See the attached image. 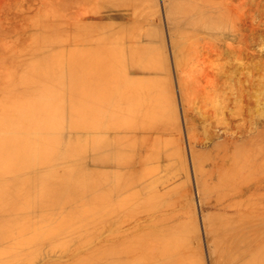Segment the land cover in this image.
I'll list each match as a JSON object with an SVG mask.
<instances>
[{"label": "rangeland", "instance_id": "obj_1", "mask_svg": "<svg viewBox=\"0 0 264 264\" xmlns=\"http://www.w3.org/2000/svg\"><path fill=\"white\" fill-rule=\"evenodd\" d=\"M128 1L129 2H127L126 0H111V1L107 0V2L106 0L105 1L104 0H0V264H88V263L89 264H124V262L120 260L121 258L118 257L121 254V252H124V251H127V252L130 251L129 252L131 254L130 256H133L134 258L133 261H130V263L125 262V264H146V262L148 264L150 263L149 262L150 259H148V257H151L150 256L151 250L153 246L157 244V242L161 244L160 247L165 246V244H167V246L169 247L172 246L170 252L172 253L178 252V255L176 253L175 254L177 257L180 256V258L179 257L177 258L176 256H173L174 255L173 254L172 257H170L169 255H171V253L170 252L166 253L165 256L163 255L164 256L163 260L165 259L166 260L163 261L162 258L159 259L157 261V263L159 264L161 263L166 264L168 262L169 264L171 263L179 264L180 261L185 262V264L186 262L187 264H189L190 262L189 260H191L190 264H231L230 261L232 262V259L230 257H233V255H237V256L240 255V253L238 252L236 254L234 253L236 251L235 250L236 247H233V245L235 244L236 240L238 241L240 234H241V229L243 230L247 229L248 225H244L243 223H241L245 227V228H241L243 226H240L241 224L239 223L241 221L238 222L239 220L237 218L235 217L227 218L226 216L224 217V215H228V216L235 215L233 211H226V213H224L223 210H221L219 207L221 206V204H226L233 200L234 201L239 200V202H242V198L247 199L249 195L248 192L245 193L244 195L237 196L236 193L234 194V190L240 189V187L243 184L244 185L247 184L246 183L247 180L249 183H251L252 181H249V179L254 181L255 177L259 176L260 174L264 175V170L262 171V173H260L259 171L256 172V170L254 169L256 165L258 164V162L261 161L260 160L262 159L261 157L264 156L263 155L264 154V148H263L264 141L263 142L261 141V139L264 140V138H262L264 135V119H263L264 117V0H211V2L210 0H204V3H202L203 2L202 0H191V1H188V0H143V2H141L142 0H139L138 1L139 3H137L139 4L138 8L136 4L134 6L133 4L134 2L132 0H128ZM121 2L124 5L129 3V6L128 5L124 6L121 4ZM191 3L193 5H191ZM195 3L197 4L201 3V5L199 4L197 5ZM140 4H142L143 6L141 5V7H139ZM99 6H100V10L98 8ZM95 8H97L98 11ZM134 8H137V9H134ZM79 11L81 13H79ZM183 11L185 14L183 13ZM41 16L42 17L44 16L43 19H41L42 18ZM52 16H54V18ZM45 17L46 18L48 17V18L46 19ZM48 20L49 21L53 20V22H56L55 26H53L54 24L53 22H52L53 23L52 25L50 22H44ZM206 20H209L208 22L209 25L207 24ZM78 21H79V24L82 26L79 25L77 28L76 26H77ZM46 23L50 24L51 26L50 25L46 26L47 25ZM83 23L86 26L85 25L83 26ZM91 23L92 25H90ZM103 23L105 24L102 25ZM108 23L109 24L113 23V24L109 26ZM40 24H44V25L46 24V25L45 27H43V25L41 27ZM73 24L76 26H74ZM105 25L106 26L108 25L107 26L108 29H105L106 27ZM210 25L212 26L210 27ZM84 27H85V31L88 30V32L84 31ZM118 27L120 28L119 30L117 29ZM138 28H140L139 31H138ZM179 28L180 29L182 28V29L180 30ZM89 29L91 32H93L92 36H90L91 32L89 31ZM94 29L95 30L97 29L98 31H95ZM116 29L117 31L115 33ZM134 29L135 31L133 33ZM81 30L83 33L81 32ZM102 30L104 32V35L103 33L101 35ZM129 30L131 31V33ZM119 31L120 32L123 31L121 32L122 36L124 35L123 37L121 36ZM108 32L111 33L112 37H114V38H111L112 40L110 39L111 36L109 35ZM113 33H114V36H113ZM134 34L136 35L135 39H133L135 37ZM47 35L48 36L51 35L49 36V38L51 37L50 41ZM87 35H89V37L95 36L91 38L93 41H89L91 39H89ZM105 35L106 37L110 36L109 37L110 40H108V38H106ZM126 35L128 37H126ZM137 35L139 39L137 38ZM40 36H41V39H40ZM55 36L58 37V39L55 38ZM74 36H75V39H74ZM37 38H38V41H37ZM99 38L100 39L102 38L101 40H103L104 38L107 41L106 42H104V40L101 41ZM113 39L114 40L116 39V40L114 41ZM85 40H87L88 42ZM122 40L123 42H121ZM46 41L48 44L46 43ZM107 42L110 43V45ZM113 42L115 45L113 44ZM126 42L128 45L126 44ZM134 42L136 44L137 43L139 44L135 46ZM140 42L144 44L142 45L144 47H146V44L149 45L147 46L148 51L146 50L147 47L144 49H141ZM94 44H95L94 46L95 48L91 47ZM106 44L109 47H107ZM124 44H126L125 45L126 47L124 46ZM74 46H76V50L74 49ZM80 46L83 49V51L79 53L78 50L80 49L79 48ZM84 46H86V48H83ZM88 46H90L91 50H89L90 48H87ZM100 46L104 48L103 50H106V47H107L106 52L101 51L102 48ZM111 46L112 48L111 50H109ZM134 46L138 50H136ZM37 49H39V51H37ZM92 49H94L93 51H96L97 53L93 52ZM46 50L49 52H47ZM88 50L89 52L90 51L92 52L89 53ZM135 50L139 54L135 52ZM100 51L102 52L101 56L97 55L98 53H101ZM116 51L120 53L117 52L118 54L116 55ZM85 52H88V55ZM114 52L115 54H113ZM54 53L55 55H53ZM92 53L96 54V55H93L95 58L99 56L102 58V60H103L102 56L104 55V53H106V55L108 56V58L106 57L107 60L108 59L110 60V58L113 57L112 60L114 61L122 60V63L119 61H118L119 63L113 62L114 66H112L113 69H111L112 60L105 61L106 59H104L105 62H110V66L107 65L108 63H106L107 66L104 67L105 70L104 69L102 70V68L99 69L102 71H100L101 73L98 74V76L100 75V77L97 79L96 76L98 72L96 71L98 69L96 65L100 66L102 64L101 67H103L105 65V62L98 60L99 63L102 62L98 64V62L96 61L98 58H96L95 62H94V59L93 61L90 60L93 58ZM42 54H44L43 58L41 57ZM110 54H113V55H110ZM74 55H76L77 58ZM80 55L81 56L83 55V56L80 57ZM136 55L139 58H136ZM90 56L91 58H89ZM115 56L117 57V60ZM118 56L120 59L118 58ZM147 56L148 57L152 56V57H150L151 59H148ZM82 58L83 59L89 58L86 60V62L87 61L88 62L86 63L84 61L85 59L82 60ZM133 58H136L137 62L139 63L136 62L137 63L136 64ZM180 58H182V60ZM139 59L141 61H138ZM43 60H46L44 62L48 61L49 63L48 62L46 63L48 65H46L43 62ZM79 60L80 61L82 60V61L79 62ZM143 60H144V63H143ZM56 61L58 63H56ZM124 62H125V66L123 64ZM141 62L143 63V65ZM146 62H148V65L146 64ZM81 63L84 64L85 66L82 65ZM115 63L116 64L118 63L119 66L116 65ZM38 64L40 65V67L41 66L43 67L38 68L39 67ZM50 64L52 65V67ZM54 64L56 68L54 67ZM72 64H73V67L71 68ZM86 64L88 68H86ZM88 64L90 66L92 65L94 68L92 66L89 67ZM145 65L148 66V69H144V68H147ZM161 65L162 67H160ZM83 66L85 67V70L87 69V72H88L87 74H86V71L83 69ZM114 67H115V72H114ZM131 67L135 68L134 72L130 71ZM30 68L32 71L30 70ZM79 68L80 70L81 69L82 70L81 71L79 70L78 72ZM106 68L109 70H106ZM40 69H42L43 72ZM88 69L91 71L89 72ZM110 69H111V74L114 75V80L118 79L117 82L115 81V83H114V80H112L113 77H110L113 75H110V72H107V71H110ZM46 70H48L49 72L48 71L46 72ZM21 71L23 74L26 73L24 76L26 77L27 75L28 79H26L22 74V78H23L22 80L20 76ZM104 71H106L105 74H104ZM51 72H53L56 75H54ZM81 72H85L84 75H86L87 77L82 76L83 73ZM118 72L119 74H117ZM121 73L125 74L124 79L126 81L124 79L122 80L123 78L122 76L124 75H122ZM43 74H45L46 77H44ZM92 74L96 75L95 76L96 78L93 79L94 81L93 80L91 81V79L94 78ZM107 74L109 75V78H111L110 81L111 80L113 81L112 83L109 82V80L107 81L108 79L106 77ZM8 75L10 76L9 78H8ZM102 75L105 78H102ZM136 75H137V78L141 76L139 77V79L142 78L143 80L142 79L134 80ZM153 75H156V76H153ZM15 77L16 78L19 77L21 79H18V78L16 79ZM90 77L92 78L90 79ZM14 79H15L14 84L16 85V81L18 83V85L16 86L13 84ZM48 79L51 82H49ZM96 79L97 80L100 79V80L96 81ZM120 79L121 81H119ZM11 80H12L13 86L11 85ZM82 80L84 81L83 85L85 86L81 84ZM103 81L106 82V84H104ZM132 81L134 82V84ZM27 82L28 84H26ZM91 82H93L94 85L92 84L91 86ZM239 82L240 84H238ZM96 83H99L100 85L104 84L106 86L107 84L110 85L111 83L112 85H110L109 88L108 86L106 88L105 87L103 88L102 87L103 85L100 87ZM113 83L115 84V90H114ZM136 83H138V85ZM143 84L146 86L145 88ZM39 85L41 87H39ZM95 85L96 86L98 85L97 87L98 90H99V87H100V90L102 89L105 90V91L103 90L104 92L102 91L104 93V95L102 94L103 96L107 94L106 91L111 90V92H113L111 93L109 91V93L112 94V96L110 95L109 97V99H111L110 100L111 102L108 101L109 103L108 104L106 103L107 100L103 99L100 96L101 93H98L100 92V90L97 92L96 90L95 91L90 90V88L93 89L94 87H96ZM139 85L141 86L142 89L139 87ZM237 85L241 89H245L249 95L248 96L249 116L251 117L250 121L256 122V123L253 122L254 125L253 123H251L252 125H251L250 135L252 136L254 135V137L256 136L255 137L256 139H259V138L261 139H259V141H256V144H255L254 143L255 138H254L253 143L255 145L251 143L250 141L252 145L249 144L250 145L249 146L250 150L248 149L249 153L247 152L245 155L242 154L243 153L242 150L239 151L240 152V155H239V152L237 151L239 149H237L238 146H236L237 152L236 151L235 152H236V155L239 156V159L235 157L236 159L233 162V164H235L234 166H232L233 164H231L230 165L231 167H230L226 164L224 167L228 166L233 170V168H235L236 166V168L238 167V170L235 169V171L233 170L234 172H232V170H230L229 168H224V167H222L224 169L220 168L219 170L217 169L215 170L214 167L212 166L213 165L212 162L214 163L216 161L215 153L217 154L218 151H221V146L224 145L223 137L221 136L223 139V142L221 141L222 139L220 140L221 137H213L212 139L206 141L207 143L205 142L201 145L197 144L196 141L197 139H202L200 137H205L206 135L210 134V132L214 131V129L216 130V128L214 127H216L217 125L216 126L214 125L217 120L216 119L217 116L220 114L219 110L221 112L223 109L224 113H226L229 108L232 110L235 108L237 109L236 106L239 105V102L236 103V106H234L233 104H230L228 109L224 108L223 105L219 106V104H221L220 103L221 99L229 95L230 88L231 89L234 88L233 91L235 92V97L239 99L238 93L240 92L241 89L239 90L238 89L239 87ZM47 86L48 88L50 87L51 89L50 88L48 89ZM75 86L77 88H75ZM247 86H249V88ZM86 87H89V88H86ZM122 87L124 88L123 90L120 89ZM132 87H135V88H132ZM182 87L184 89L180 90ZM9 88H12V89H9ZM43 88L48 91L50 90L49 94L47 93L48 91H45ZM128 88L129 90H127ZM235 88L238 89L236 90L237 92L235 91ZM55 89L58 90L60 93L58 91L56 93ZM145 90L147 91V94ZM42 91L45 92V95L49 97L48 98L44 97L45 95L44 93H42ZM91 91L93 92L92 94L93 96L89 95ZM120 91L123 92V93L121 92L122 95H120L119 93ZM128 91L129 93H126ZM137 92H140V93H137ZM54 93H56V95ZM184 93H185L186 99L188 101H191V107L194 108L193 112L191 110V114L196 117L195 118L196 120L194 119L195 121L193 120V123H195L194 125L196 128L195 129L196 131H194L196 132L195 138L198 136L197 139H195L196 140L195 142L194 141L191 142L187 138L186 128L184 127V125H182L183 122H182L181 113H183V108L186 105L185 101L182 98ZM94 94H96V96ZM97 94L99 95V97H101L100 101L96 100L98 99ZM115 94L117 95L116 96L117 98L114 96ZM124 94H128V95L124 96ZM140 94L142 95L144 94V96H141ZM52 95L55 97L50 98V96L53 97ZM119 95L122 96V98L126 97L125 100L126 99H129V100L123 102L124 99L122 100V98ZM89 96L91 98H87ZM136 96H138V99ZM140 97L141 99L143 97V101L144 100L145 101L138 102ZM43 98L45 99L47 98L49 100L47 101ZM57 98L60 99L61 103H59V101L58 102L56 101ZM33 99L37 102H35ZM50 99H53L51 100V104L55 106H49ZM89 99H93L91 100V103L88 102ZM149 99H150V103H149ZM101 100L102 101L106 100V102H102ZM152 100H155V101H152ZM54 101H55V104H54ZM85 101H87L88 104ZM96 101H99L97 105H96ZM114 101L118 102V104H116ZM136 101L139 104H137ZM39 102L46 103V104L41 103V105H43V109L44 107H46L45 109H47L50 112V114H47L48 112L44 109L45 112L43 111V113H46V114L41 115L40 112H42L41 111L42 108L40 107L42 106L40 105L39 107ZM48 102L49 104L47 105ZM93 102H95V105H96L95 111H97L98 114L99 113L101 114V112L103 111L102 110L101 112H99L102 106H106L105 104H107L108 106H106V112H108L109 115L110 113L112 114L113 112L112 114L113 117L111 115V117L109 116L108 118V114H106L105 112L104 116L105 117L107 116L106 118L103 116V114H101V116L103 117L100 116V118L97 119L96 116L98 115L92 114L93 108L91 107H92ZM100 102L103 103L101 107L99 106ZM113 102L116 105H118V107H116ZM153 102H156V103H153ZM85 103H86V106H85ZM124 103H125V107H124ZM210 103H212L211 106H210ZM213 103L215 104V106ZM130 104H133V105L135 104V105L132 106ZM145 104L147 107V109L145 108V110H147L145 112L146 113L145 115H147L146 121L148 120L149 116H150V119L149 121L146 122L144 119L146 117L145 116L143 118L144 123H142L143 121L141 122V120L139 121L138 119L141 116L142 117L144 116L143 112H144ZM216 104L218 106H216ZM87 105L90 106L89 109L87 108L88 111L85 108L87 107ZM129 105L130 107L128 108ZM31 106L36 108L38 112H35V113L39 114V115L37 114V118H34L33 120H38V118L39 119L42 118V120L38 121V124H37V121L32 122L31 120L33 116L35 117L36 115L35 113L34 115L31 114L32 112L31 110H33V107L31 108ZM97 106L100 107V110H99V107L97 109ZM109 106H110V110H108ZM111 106L112 108L115 107L116 111L119 110V107H121L122 110L124 111L120 109L119 110L120 114H118L114 109L113 111H111L112 110ZM138 106H141V107H138ZM209 106L216 107V109L213 110L212 108L210 109L211 110L210 111ZM53 107H56V108H53ZM218 107H220V109H218ZM62 108H64L62 112L63 116L55 118L53 115L58 116L57 114H59V111L61 114ZM123 108H126V110L129 109L127 111L130 113L128 114V112ZM140 108L141 110H139ZM149 108H151L150 109L151 111H149ZM37 110L34 109V111H37ZM138 110L140 112H138ZM54 111L57 113L55 114ZM109 111L111 112L109 113ZM121 111H122V114H121ZM124 112L128 114L127 115L125 113L126 116H130V117L127 118L125 115H123ZM133 112H134V115H133ZM149 112L150 113L152 112V113L149 114ZM214 113L217 114V116ZM173 114L174 115L176 114L175 115L176 117L178 116L177 119L176 117L173 116ZM44 115H50L52 119L54 117L55 119L52 121H56L57 119V122L55 123L58 124L59 127L55 124H51V121L47 120L49 116H45V117H48L46 118V120L49 121V122H46V123H49L48 125L46 124V126L51 127L50 132H49V128H45V125H43L44 123L42 124V122H44L43 120L45 119V117H42ZM92 115H94V119H92L91 117ZM212 115L216 117H212ZM29 116L31 117L30 119H28ZM119 116L122 117V121L119 120L121 119V117ZM124 116L126 117L127 121L124 120ZM225 116L226 115L224 114L223 117ZM116 117H119L117 118L118 123H117V119H113ZM151 117L153 118V120ZM162 117H164V120L162 119ZM111 118L116 123H112ZM154 118H156V120ZM221 118H222V115H221ZM258 118L260 119L262 118V119L258 120ZM18 119L20 120V122H17ZM89 119L91 120L90 121L91 123L89 122ZM100 119L102 120L103 123L98 124V125H102V127L101 126L98 127L97 125H95L97 126L95 127L97 128V130H95V128H92V124L96 122L98 123ZM14 120H16L17 122V124L16 123L14 124L16 125L15 127L13 125V122H15ZM21 120H25L24 124L22 122L23 127L21 124L22 128H25V127L29 128L31 126H33L32 128H34L35 126L36 128L37 127L39 128V126H42V125L44 127L42 126V129L40 128V131H36V132H35V128L32 130L30 128L29 131H25L28 128L24 130L21 127L19 128L18 126L17 129H14L17 127L18 124L21 123ZM106 120L110 121V122L108 121L109 125L113 124L114 126H116L120 122L123 123L118 126L119 127L122 126L124 129L125 127L128 128L127 130L128 132H126V136L129 137L131 135L129 137V140L128 138H126L124 134L125 133L124 129H121L122 132L119 130L120 128L118 129L117 126H116L117 128L114 126H113L114 128L111 127L110 130L114 132L107 129V127H105ZM26 121H29L31 124L29 122L28 124H25ZM58 121L60 124L58 123ZM164 121L168 123H165ZM40 122H41V125L39 124ZM137 122L142 123L144 128H142L143 126L141 127V125L138 127L140 123L138 124ZM148 122H149V125H148ZM161 122L165 123L166 125H163ZM7 124H8V127L13 125L14 132H12V128H7V130L5 129ZM151 124H153L152 127L154 126V130L152 128H151L152 130H149V128L151 127ZM155 124L157 125L159 124L161 126L160 129L162 128L166 129V127L164 126H168L166 129L167 133L164 130H163L164 132L160 131L159 125L156 126ZM255 127L256 129H258V132L255 129ZM259 128H260V132H259ZM157 129H158V132H157ZM21 130L25 133L28 132L29 134L27 133V135L29 136L23 133L24 135H26V137H24V135L21 134L22 133ZM45 130L46 132H44ZM51 130L53 131L51 132ZM132 130L134 132H132ZM167 130H169V132ZM7 131H9L12 135L9 136L10 134L6 133ZM15 131L17 133H15ZM18 131H21V132H18ZM90 131L92 133L93 132L97 133L95 131L104 133L105 136L103 134H100L99 132L97 133L98 137H96V139L98 138L99 141L97 140L96 141L99 144L103 141L104 138L108 136L112 137L113 136L112 133L115 134V133H118V131L119 133H122V134L118 133V135L116 136L114 135L113 137V140L115 142V147H116L115 150L117 151V149H120L122 147L120 152L118 151L121 155L119 154L118 155L121 156V158H123V156L126 155L127 157L126 156L125 157L127 158L128 161L126 159L124 160L125 158L124 157L123 160L118 159V162L120 161V163H118L116 159L118 155L116 152H114V154L116 153L115 160L117 162L116 166L114 167V170L115 168L117 169L119 168V170L112 172L114 173V175L111 172H110L111 174L109 173L111 169L110 170L107 169L104 172L106 168H102L100 166H96L99 168H95L93 165H91L90 160L93 155V151H92V147H89V144L92 142L93 140L92 138L95 136H92L94 134L89 135L88 132ZM148 131L152 132L151 134H149L150 138L153 137L155 139V136L153 135L155 134L156 137H159L156 139H159L160 141L157 140L159 141L157 145L156 142L153 141L154 139L150 140V138H148V140L146 141L147 149H145L143 153V158H142L143 159L142 163L146 166H142V164L141 166H138L136 165V164L140 165L139 163L140 161L139 151L140 150L138 151V149H140V144H141V142L139 141L140 140L139 137L140 135L145 134V133H146L145 135L148 136V133H149ZM38 132L40 136L38 135ZM47 132H49L50 134L51 133L54 134L53 135L54 138L51 137L52 134L45 135ZM58 132L60 133L59 136H58ZM130 132L132 134L134 133L135 135L139 132L137 136H134L135 140L132 138L134 134L133 135L130 134L129 136L127 135V133H130ZM19 133L24 138L23 137L17 138L18 142L13 141L16 139L15 137H17ZM56 133H57V136L59 137L58 140L57 138L55 139ZM119 135H123L124 139L123 138L121 139L119 137L116 138ZM164 135L165 137L167 135L166 139L164 138ZM169 135L171 138L169 137ZM171 135H173L174 138ZM11 137L13 138L12 140H10ZM27 137H30V138H27ZM48 137L49 138L51 137L50 139H53V140L47 141L49 140L47 139ZM90 137L92 140L89 139ZM26 138L32 139L33 141L35 138L37 139H35L34 142L30 140L28 141L29 142L28 143L26 142L27 140H25ZM115 139L117 140V142L115 141ZM40 140L42 144L45 143L46 147H44L45 145L43 147L41 145V147L42 149L46 148V150L43 149V151H45V153L48 155V157L46 158L44 154L45 157L43 158L45 159H43V162L41 163H40V160H42L41 157L43 156V154L41 156L39 152L43 153V151H41L42 149H40V144H41ZM124 140L125 141L127 140L128 142L127 141L125 142ZM133 140L136 142V146ZM46 141L49 143L51 142L52 145L47 143ZM123 141L124 143L130 144V145L125 147L126 144H124ZM152 141L154 142L155 145L151 143ZM138 142L140 144H138ZM239 142L237 141V143ZM259 143L261 144L263 143L262 146ZM27 145L28 147L30 146V148H28ZM36 145H39L38 150H36L37 149ZM256 145H258V147ZM48 146H54V150L52 149V147H51V149L53 150L52 152L50 151L51 149L47 150L49 149ZM131 146L133 149L131 148ZM149 146L151 147L149 148ZM252 146H253V151H255V149L257 150L258 148H259L258 150H260L259 146H261V153L259 151L260 154L259 155L256 154L258 152L257 150V152H255L256 154L255 155L254 152L252 151ZM32 147H34L37 152L39 150L40 151L38 153L36 151L34 152L33 151L34 148L32 149ZM128 147H130L132 150ZM211 148H213L214 150ZM123 149L125 151V152L123 151V153L125 154H122L121 152ZM128 150H130L131 152ZM156 150H158L157 153H156ZM46 151H48V153ZM98 151L104 152L102 148H98ZM33 152L34 154L35 153L39 154V155H36L37 157H35L34 155V157L38 158L39 161L38 159H34V160H36L35 163H37L38 161L40 165H38L37 163L35 166L33 162L34 161L33 154H32ZM103 152L101 153L104 156L106 152H104L105 154H103ZM127 152H130V153H127ZM152 152L156 153V155ZM219 153L220 152H218V154ZM24 154H28V155H25L27 157H24ZM127 154H131V155L129 156ZM147 154L148 156L153 154L151 156L152 158L149 157L150 158L149 159ZM102 155L101 156L98 155V156L102 157ZM131 156L132 157L134 156V159L131 158ZM30 157L32 158V160ZM210 157L213 160H211ZM145 158L146 160H144ZM23 159L24 161H21V162L19 161ZM194 159L198 161L197 165L199 168H201L199 170L197 169V171L195 169ZM44 160L46 161L44 162ZM18 161L20 162L19 164H22L23 162L22 164L23 166L22 165L19 166ZM123 161H125L126 163ZM11 162L15 163L20 168L15 166V164L11 165ZM26 162L30 165L34 164V167L32 165L30 168V166ZM154 163L155 164L157 163V165H153L151 169L152 170L155 169L156 166L158 169L156 168L157 169L156 171L153 170V172H151L150 171L151 169L148 168L147 165L151 166ZM241 164L242 166L239 168ZM27 165L30 170L27 169L26 167ZM13 166H15V168H13ZM263 166H264V158H263ZM101 168L103 170H101ZM145 168H148V171ZM212 168L214 171L212 170ZM228 169L230 171L228 173L232 175V177H230V175L227 174L229 175V178H227L228 176L227 177L225 176ZM250 169L252 170L250 171ZM220 170L221 171L223 170V171L220 172L221 174L219 175L218 172ZM148 172L150 173V175L147 174ZM212 172L215 174H213ZM231 172L235 173V175L233 176ZM254 173L257 175H255ZM109 175H113L114 178H112V176H109ZM121 176H122V179H121ZM247 176L248 178H245ZM23 177H24V180H23ZM222 177H225V183H223L224 179H223V182L221 181ZM25 179L27 181H25ZM228 179H229V182L231 183H228ZM242 179L243 181H241ZM123 181H125L127 185H129L128 192L126 191L120 194V192L115 189H117L118 188L117 186L122 184ZM219 181H221L222 183L221 182L219 183ZM22 182H23V185L25 183L26 184L23 186ZM18 185L23 186V188L19 187ZM16 188H19V190L23 189L22 193L20 191L21 194L20 193L18 194L19 190ZM140 188L141 189L144 188V189L141 190ZM134 189L139 190L138 192L140 193H138L137 190L134 191ZM23 191L25 192L23 193ZM134 192H137V193H135V195L133 196ZM150 192L152 194H150ZM7 194H10V195H7ZM41 195H42V198L40 199ZM123 195L125 197L128 195L129 198L121 200L122 198H120V196L122 197ZM130 196H132V200L134 199V201L131 200ZM241 196L242 198H240ZM116 201L119 203H116ZM127 201L128 202L131 201L132 203L130 202V204L128 205ZM5 202L7 203L5 204ZM125 203H127V206L125 205ZM115 204L117 205L115 206ZM178 204L180 205L178 206ZM143 206L146 208H144ZM120 207L121 209H119ZM175 207L177 209H175ZM151 208L154 209V211L153 210L151 211L150 210ZM16 209H18V211H16ZM165 209L167 211L169 210L168 211L169 213ZM43 210H46V211L44 212ZM148 210L150 211L148 212ZM174 210H176V212L178 210V212L176 213ZM170 211L171 212L174 211L175 213L174 212L170 213ZM145 213L146 214L154 213V214H151L152 216L148 215L149 219L152 217L151 220L154 218L153 215H155L156 218L153 219L154 221L152 220L149 222L147 220V222L149 224L151 223L150 227H152L154 231L157 229V227L160 226L159 230L161 233H159L158 229L157 231H155L158 235L155 232H152L153 230L150 227H148L149 224L146 223V219H148L147 218L148 216L145 217L146 216ZM162 213L165 215L167 214V215L165 216ZM230 213L232 214L230 215ZM120 215H122V218L127 217V219L123 221L120 220L121 219ZM126 215H128L130 218ZM159 215H162V216H159ZM134 216L137 219L141 218L139 221L141 222L140 225L143 224L142 227L140 225H139L140 227L138 226L135 227L139 223L136 224L137 222H134V220L136 221L135 218L133 220ZM161 217H164V218H161ZM143 218L146 223L145 226L148 225L147 227L150 228V229L147 228L149 230V231L147 230V232H144L145 228L143 229L144 224H145L143 223L144 221H141ZM118 219L120 220V224H119L120 226H117L119 223ZM109 221L110 222L112 221V222L109 223ZM160 222H163V223H160ZM231 222L233 223L235 222L234 223L235 225ZM113 223L116 225L114 228H111L112 225L114 226ZM131 223H133L132 224L133 228H132V225H130L132 229L129 226V224ZM152 223H156L158 226L156 225L155 227V225ZM254 223L249 224V225L253 226ZM257 223L256 225L260 227L259 224L261 222H257ZM126 224L130 228V232L126 230L124 234L122 232H123V229H125ZM236 225L240 227L239 234L237 231H235L238 229V226L236 228H233ZM256 225H254V227H257ZM261 225L263 226L261 227L264 228V222ZM119 227L120 229H118ZM128 227H126V229H128ZM134 227L137 228L136 229L137 231L136 230L135 231L140 234L135 233ZM154 227L156 229H154ZM220 228L222 232L220 231L219 233L218 231L220 230ZM223 228L225 231L222 230ZM113 229L114 230L117 229L118 233L122 231L120 233L123 234V236L121 234H120L121 236H119L118 234V238L120 237L119 238L120 241L116 237L117 236V233H115L116 231L113 232L114 231ZM138 229L139 230L142 229L143 231L141 230L139 231ZM107 230L110 233L112 232L111 235L114 233L113 236L116 237L115 240L112 239L115 237L113 236L110 237L111 235ZM131 230H133L134 232ZM161 230L165 234L166 233H169L170 235L172 234L173 237L167 234L169 236V241H168V238H166L167 241L165 242L164 239L165 237H168V236H165ZM105 232L109 234L107 235ZM132 233L133 235H136V237L134 236L130 237ZM128 234H131V235H128ZM142 234L143 236H140ZM152 234L154 236H152ZM160 234H163V235L161 236ZM137 235H139L138 236L139 238L137 237ZM155 236H159V237L156 238ZM161 237L164 238L163 239L164 243L163 241H161ZM104 238L109 242V244H107V241H105ZM109 238L111 239V241H109ZM128 238H131V239L128 240ZM132 238L133 239L135 238L136 240L135 239L133 240ZM225 238H227V240ZM173 239H175L176 241ZM141 241H143L144 243L142 242L143 243L142 244ZM127 242H133L134 243L133 245H135V242H136L137 243L136 245H139L140 247L135 245L136 246L135 248V246H133L132 244L131 245L135 249H138L139 251L137 252L132 247L127 246V244H129ZM121 244L125 246V248H123ZM175 244L177 246V249L175 247ZM179 245L180 246L184 245L181 247V250H180ZM138 247L141 249H139ZM150 247H151V250H150ZM172 248H175L178 251ZM145 249H147V251ZM182 249H185V250H182ZM186 250H187V253H185ZM141 252L143 255H140ZM135 254L137 255L135 256ZM144 254L145 256L148 255V257L147 256L145 257ZM112 255L113 257H116L115 255H117V258H113ZM189 255L190 257H188ZM141 256L145 257L146 259L145 260L143 258V263L140 262L142 261L141 260L142 258H140ZM228 256H230L229 257L230 259L228 258ZM136 259H140V260L136 261ZM179 259L181 260L179 261ZM183 259L184 260L186 259V260L184 261ZM177 260L179 262H177ZM181 262L180 264H182Z\"/></svg>", "mask_w": 264, "mask_h": 264}, {"label": "bare ground", "instance_id": "obj_2", "mask_svg": "<svg viewBox=\"0 0 264 264\" xmlns=\"http://www.w3.org/2000/svg\"><path fill=\"white\" fill-rule=\"evenodd\" d=\"M104 1H105V0H104ZM108 1H111V0H108ZM126 1L129 2L128 0H126ZM132 1L134 2V3H133L134 6H135V4H136V5H137V8H138V5H139V4H137V3H139V2H138L139 0H137V2H136V0H132ZM188 1H191V0H188ZM188 1H187V3H188ZM202 1H203L202 3H204V0H202ZM106 2H107V0H106ZM141 2H143V0H142ZM141 2H140V3H141ZM196 2H197V1H196ZM210 2H211V0H210ZM125 3H126V2H125ZM187 3H186V4H187ZM193 3H194V2H193ZM208 3H209V2H208ZM100 4H101V3H100ZM118 4H119V2H118ZM121 4L124 5L122 2H121ZM133 4H131V5H133ZM142 4H143V3H142ZM142 4H140L139 7H141ZM195 4H197V3H195ZM198 4H199V3H198ZM198 4H197V5H198ZM122 5H121V6H122ZM127 5L129 6V3L125 4L124 6H127ZM182 5H183V4H182ZM191 5H193V4L191 3ZM199 5H201V3H200ZM88 6H89V5H88ZM121 6H120V7H121ZM142 6H143V5H142ZM183 6H184V5H183ZM85 7H86V6H85ZM131 7H133V6H131ZM207 7H208V6H207ZM207 7H206V8H207ZM88 8H89V7H88ZM98 8H99V10H100V6H99ZM104 8H105V7H104ZM104 8H103V9H104ZM127 8H128V7H127ZM137 8H134V9H137ZM183 8H184V7H183ZM189 8H190V7H189ZM206 8H205V9H206ZM208 8H209V7H208ZM208 8H207V9H208ZM85 9H86V8H85ZM95 9H97V8H95ZM109 9H110V8H109ZM144 9H145V8H144ZM115 10H116V9H115ZM117 10H118V9H117ZM193 10H194V9H193ZM82 11H83V10H82ZM97 11H98V9H97ZM118 11H119V10H118ZM131 11H132V10H131ZM137 11H138V10H137ZM137 11H136V12H137ZM184 11H185V10H184ZM184 11H183V13H184ZM188 11H189V10H188ZM88 12H89V11H88ZM121 12H122V11H121ZM133 12H134V11H133ZM141 12H142V11H141ZM185 12H186V11H185ZM196 12H197V11H196ZM199 12H201V11H199ZM79 13H81V12L79 11ZM86 13H87V12H86ZM92 13H93V11H92ZM171 13H172V12H171ZM173 13H174V12H173ZM177 13H178V12H177ZM88 14H89V13H88ZM181 14H182V13H181ZM184 14H185V13H184ZM184 14H183V15H184ZM186 14H188V13H186ZM142 16H143V15H142ZM142 16H141V17H142ZM172 16H173V15H172ZM208 16H209V15H208ZM41 17H42V16H41ZM43 17H44V16H43ZM43 17H42L41 19H43ZM52 17L54 18V16H52ZM131 17H132V16H131ZM138 17H139V16H138ZM45 18H46V17H45ZM45 18H44V20H45ZM47 18H48V17H47ZM47 18H46V19H47ZM133 18H134V17H133ZM195 18H197V17H195ZM198 18H199V16H198ZM39 19H40V18H39ZM131 19H132V18H131ZM139 20H140V19H139ZM206 21H207V24H208L209 20H206ZM44 22H50L51 25L54 23L53 26H55V24H56V22H53V20H52V21H49V20H48V21H44ZM52 22H53V23H52ZM85 22H86V21H85ZM87 22H88V21H87ZM108 22H109V21H108ZM117 22H118V21H117ZM37 23H38V22H37ZM40 23H41V22H40ZM42 23H43V22H42ZM76 23H77V22H76ZM105 23H106V22H105ZM105 23H103L102 25H104ZM118 23H119V22H118ZM134 23H135V22H134ZM205 23H206V22H205ZM46 24H47V25H46ZM46 24H45L46 26L50 25V24H48V23H46ZM93 24H94V23H93ZM112 24H113V23H111V24L108 23L109 26L112 25ZM138 24H139V23H138ZM203 24H204V23H203ZM40 25H41V27H42V25H43V27H45L44 24H40ZM51 25H50V26H51ZM73 25H74V24H73ZM79 25H80V24H79V21H78L77 26H76V25H74V26H76V27L78 28ZM84 25H85V24L83 23V26H84ZM90 25H92V23H91ZM90 25H89V26H90ZM99 25H100V24H99ZM108 25H107V26H108ZM135 25H136V24H135ZM205 25H206V24H205ZM205 25H204V26H205ZM208 25H209V24H208ZM80 26H82V25H80ZM85 26H86V25H85ZM93 26H94V25H93ZM100 26H101V25H100ZM105 26H106V25H105ZM107 26H106V27H107ZM119 26H120V25H119ZM130 26H131V24H130ZM133 26H134V25H133ZM176 26H177V25H176ZM184 26H185V25H184ZM184 26H182V27H184ZM190 26H191V25H190ZM190 26H189V28H190ZM196 26H197V25H196ZM211 26H212V25H210V27H211ZM90 27H91V26H90ZM102 27H103V26H102ZM106 27H105V29H108V27H107V28H106ZM139 27H140V26H139ZM179 27H180V26H179ZM92 28H93V27H92ZM92 28H91V29H92ZM100 28H101V27H100ZM103 28H104V27H103ZM103 28H102V29H103ZM126 28H127V27H126ZM132 28H133V27H132ZM185 28H187V27H185ZM195 28H196V27H195ZM195 28H194V29H195ZM205 28H206V27H205ZM75 29H76V28H75ZM81 29H82V27H81ZM105 29H104V30H105ZM117 29L119 30L120 28L118 27ZM117 29L115 30V33H116ZM139 29H140V28H138V31H139ZM173 29H174V28H173ZM179 29H180V28H179ZM181 29H182V28H181ZM181 29H180V30H181ZM192 29H193V28H192ZM78 30H79V29H78ZM94 30H95V29H94ZM94 30H92V31H94ZM122 30H123V29H122ZM127 30H128V29H127ZM79 31H80V30H79ZM84 31H85V27H84ZM89 31H90V29H89ZM95 31H98V30L96 29ZM99 31H101V30H99ZM113 31H114V30H113ZM129 31H130V30H129ZM129 31H128V32H129ZM134 31H135V29L133 30V33H134ZM81 32H82V30H81ZM85 32H88V30H86ZM90 32H91V31H90ZM119 32H120V31H119ZM121 32H123V31H121ZM121 32H120V34H121ZM136 32H137V31H136ZM82 33H83V32H82ZM95 33H96V32H95ZM102 33H103V35H104L103 30H102V32H101V35H102ZM108 33H109V32H108ZM130 33H131V31H130ZM140 33H141V32H140ZM140 33H139V34H140ZM79 34H80V33H79ZM84 34H85V33H84ZM92 34H93V32H91V35H90V34H89V35L92 36ZM136 34H138V33H136ZM54 35H55V34H54ZM54 35H53V36H54ZM89 35H87V36L89 37ZM97 35H98V34H97ZM109 35L111 36V33H109ZM128 35H129V34H128ZM134 35H135V34H134ZM41 36H42V35H41ZM41 36H40V39H41ZM43 36H44V35H43ZM47 36H48V35H47ZM49 36H51V35H49ZM49 36H48V39H49V41H50V38H51V37L49 38ZM77 36H78V35H77ZM81 36H82V35H81ZM81 36H80V37H81ZM95 36H96V34H95ZM95 36H93V37H95ZM99 36H100V35H99ZM99 36H98V37H99ZM110 36H109V37H110ZM113 36H114V33H113ZM116 36H117V35H116ZM121 36H122V34H121ZM123 36H124V35H123ZM123 36H122V37H123ZM93 37H89V39H91V38H93ZM105 37H106V35H105ZM105 37H104V38H105ZM109 37H106V38H108V40H110L111 38H114V37L111 36L110 39H109ZM117 37H118V36H117ZM117 37H116V38H117ZM126 37H128V36L126 35ZM55 38L58 39V37H56V36H55ZM78 38H79V37H78ZM104 38H103V40H104V42H106L107 40H105ZM135 38H136V35H135V37H134L133 39H135ZM137 38H138V35H137ZM45 39H46V38H45ZM52 39H53V38H52ZM74 39H75V36H74ZM84 39H85V38H84ZM87 39H88V38H87ZM99 39H100V38H99ZM101 39H102V38H101ZM101 39H100V40H101ZM120 39H121V38H120ZM120 39H119V40H120ZM128 39H129V38H128ZM138 39H139V38H138ZM176 39H177V38H176ZM34 40H35V39H34ZM43 40H44V39H43ZM94 40H95V39H94ZM96 40H97V39H96ZM103 40H101V41H103ZM111 40H112V39H111ZM113 40H114V39H113ZM115 40H116V39H115ZM115 40H114V41H115ZM35 41H36V40H35ZM37 41H38V38H37ZM44 41H45V40H44ZM52 41H53V40H52ZM54 41H55V40H54ZM57 41H58V40H57ZM57 41H56V42H57ZM76 41H77V40H76ZM79 41H80V40H79ZM85 41H87V40H85ZM89 41H93V40L91 39V40H89ZM117 41H118V39H117ZM130 41H131V40H130ZM137 41H138V40H137ZM177 41H178V40H177ZM77 42H78V41H77ZM83 42H84V41H83ZM87 42H88V41H87ZM108 42H109V41H108ZM108 42H107V43H108ZM119 42H120V41H119ZM119 42H118V44H119ZM121 42H123V40H122ZM37 43H38V42H37ZM39 43H40V42H39ZM46 43H47V41H46ZM51 43H53V42H51ZM74 43H75V42H74ZM80 43H81V42H80ZM96 43H97V42H96ZM96 43H95V44H96ZM128 43H129V42H128ZM132 43H133V42H132ZM134 43H135V42H134ZM140 43H141V42H140ZM44 44H45V43H44ZM47 44H48V43H47ZM47 44H46V45H47ZM54 44H55V43H54ZM95 44H94L93 46H91V47H94ZM102 44H103V43H102ZM102 44H101V45H102ZM108 44L110 45V43H108ZM113 44H114V42H113ZM121 44H122V43H121ZM126 44H127V42H126ZM126 44H124V46H125ZM137 44H139V43H137ZM137 44L135 43V46H136ZM39 45H40V44H39ZM98 45H99V44H98ZM103 45H104V44H103ZM103 45H102V46H103ZM106 45H107V44H106ZM114 45H115V44H114ZM116 45H117V44H116ZM127 45H128V44H127ZM142 45H144V44L141 43V45H140L141 49H144V48H146L147 46H149V45H147V44H146V47H144V46H142ZM174 45H175V44H174ZM121 46H122V45H121ZM135 46H134V47H135ZM44 47H45V46H44ZM96 47H97V45H96ZM100 47H101V46H100ZM107 47H109V46L107 45ZM107 47H106V50H107ZM125 47H126V46H125ZM128 47H129V46H128ZM137 47H138V46H137ZM38 48H39V47H38ZM46 48H47V47H46ZM79 48H80V49H79V50L77 49V50H78L79 53H80V52L83 51V49L81 48V46H80ZM83 48H86V46H84ZM87 48H90V46H88ZM94 48H95V47H94ZM101 48H102V47H101ZM111 48H112V46L109 48V50H111ZM138 48H139V47H138ZM74 49L76 50V46H74ZM81 49H82V50H81ZM103 49H104V48H102V50H101V49H100V50L106 52V50H103ZM128 49H129V48H128ZM135 49L138 50L136 47H135ZM43 50H44V49H43ZM89 50H91V48H90ZM89 50H88V52H89ZM93 50H94V49H92V51H93ZM95 50H96V49H95ZM98 50H99V49H98ZM113 50H115V49H113ZM120 50H121V49H120ZM136 50H135V52H137ZM146 50L148 51V47L146 48ZM149 50H150V48H149ZM37 51H39V49H37ZM40 51H41V50H40ZM46 51H47V50H46ZM46 51H45V52H46ZM84 51H85V50H84ZM92 51H90L89 53H91ZM101 51H100V52H101ZM130 51H131V50H130ZM147 51H146V52H147ZM47 52H49V51H47ZM51 52H52V51H51ZM54 52H55V51H54ZM88 52H85V53H87V55H88ZM93 52L97 53L96 51H93ZM117 52H118V51H116V55H117L118 53H120V52H118V53H117ZM146 52H145V53H146ZM137 53H138V52H137ZM137 53H136V54H137ZM151 53H152V52H151ZM82 54H83V53H82ZM101 54H102V52H101V53H98L97 55L101 56ZM113 54H115V52H114ZM113 54H110V55H113ZM133 54H135V53H133ZM138 54H139V53H138ZM53 55H55V53H54ZM85 55H86V54H85ZM93 55H96V54L92 53V56H93ZM119 55H120V54H119ZM144 55H145V54H144ZM43 56H44V54H42L41 57L43 58ZM56 56H57V55H56ZM74 56L77 58L76 55H74ZM78 56H79V55H78ZM82 56H83V55H82ZM82 56L80 55V57H82ZM99 56L96 57V58H98L97 60H96V58H95L94 56H93V58L90 59V60L93 61V59H94V62H95V60H96V61L98 62V64L102 63V62L99 63L98 60H101V61H103V62L109 60V59H108V60L106 59V57L108 58V56L106 55V53H104V55L102 56V57H103V60H102V58L99 57ZM104 56H105V58H104ZM173 56H174V55H173ZM75 57H74V58H75ZM110 57H112V56H110ZM150 57H152V56H150ZM150 57L147 56L148 59H151ZM48 58H50V57H48ZM52 58H53V57H52ZM89 58H91V56H90ZM89 58H86V59L84 58L85 60L82 58V60H84V61L86 62V60L89 59ZM100 58H101V59H100ZM112 58H113V57H112ZM112 58H110L109 61H111ZM115 58H116V60H117V57H116V56H115ZM118 58H119V56H118ZM136 58H139V57L136 55ZM136 58H133V59L135 60V63L137 62V59H136ZM78 59H79V58H78ZM104 59H106V60L104 61ZM119 59H120V58H119ZM152 59H153V58H152ZM155 59H156V58H155ZM180 59L182 60V58H180ZM49 60H50V59H49ZM52 60H53V59H52ZM54 60H55V58H54ZM82 60H81V61H82ZM146 60H147V59H146ZM41 61H42V60H41ZM44 61H46V60H43V62H44ZM57 61H58V60H57ZM57 61H56V63H58ZM81 61L79 60V62H81ZM118 61L122 63V60H117V61L112 60V61H111V62H112L111 67L114 66V65H113V62H118ZM138 61H141V60L139 59ZM34 62H36V61H34ZM34 62H33V63H34ZM37 62H38V61H37ZM47 62H48V61H47ZM47 62H44V63L46 64ZM54 62H55V61H54ZM85 62H84V64H85ZM87 62H88V61H87ZM87 62H86V63H87ZM94 62H93V63H94ZM97 62H96V63H97ZM119 62H118V63H119ZM150 62H151V61H150ZM174 62H176V61H174ZM38 63H39V62H38ZM48 63H49V62H48ZM74 63H75V62H74ZM82 63H83V62H82ZM82 63H81V64H82ZM93 63H92V64H93ZM106 63H108L107 65L110 66V62H105V65H104L103 67H101L102 64H101L100 66H98V65H96V64H94V65L97 66V69H98V70L101 69V68H102V70H103V69L105 70L104 67L107 66ZM118 63H117V64L115 63V64L118 65ZM137 63H139V62H137ZM137 63H136V64H137ZM141 63H142V62H141ZM143 63H144V60H143ZM143 63H142V65H143ZM178 63H179V62H178ZM34 64H35V63H34ZM34 64H33V65H34ZM42 64H43V63H42ZM51 64H52V63H51ZM51 64H50V65H51ZM84 64H82V65H84ZM123 64H124V66H125V62H124ZM146 64L148 65V62H146ZM38 65H39V64H38ZM46 65H48V64H46ZM134 65H135V64H134ZM142 65H141V66H142ZM56 66H57V65H56ZM84 66H85V65H84ZM84 66H83V69L85 70V67H84ZM88 66L91 67L92 65L90 66V65L88 64ZM118 66H119V65H118ZM145 66H146V65H145ZM178 66H179V65H178ZM41 67H43V66H41ZM41 67H40V65H39L38 68H41ZM48 67H49V66H48ZM51 67H52V65H51ZM54 67H55V64H54ZM54 67H53V68H54ZM57 67H58V66H57ZM61 67H62V66H61ZM72 67H73V64H72L71 68H72ZM92 67H93V66H92ZM111 67H110V68H111ZM115 67H116V66H115ZM115 67H114V72H115ZM146 67H147V68H144V69H148V66H146ZM152 67H153V66H152ZM160 67H162V65H161ZM38 68H37V69H38ZM44 68H45V67H44ZM55 68H56V67H55ZM86 68H88V67H87V64H86ZM93 68H94V67H93ZM93 68H92V70H93ZM117 68H118V67H117ZM37 69H36V70H37ZM42 69H43V68H42ZM42 69H40V70L43 72ZM46 69H47V68H46ZM49 69H50V68H49ZM89 69H90V68H89ZM89 69H88V71L90 72L91 70H89ZM111 69H113V67H112ZM111 69H110V71H107V72H110V75H113V74H111ZM30 70H31V68H30ZM38 70H39V69H38ZM50 70H51V69H50ZM55 70H56V69H55ZM55 70H54V71H55ZM61 70H62V69H61ZM71 70H72V69H71ZM79 70H80V68L78 69V72H79ZM81 70H82V69H81ZM81 70H80V71H81ZM94 70H95V69H94ZM98 70H97V71L95 70L96 72H98V73H97V76L92 74L94 78L90 77V79L92 78L91 81H92L93 79H95L96 77H97V79L100 77V75L98 76V74L101 73L100 71H102V70H99V71H98ZM106 70H109V69L106 68ZM134 70H135L134 67H131V68H130V71H131V72H132V71L134 72ZM242 70H243V69H242ZM31 71H32V70H31ZM33 71H34V70H33ZM44 71H45V70H44ZM47 71H48V70H46V72H47ZM59 71H60V70H59ZM85 71H86V74H87V73H88V72H87V69H86ZM117 71H118V70H117ZM126 71H127V70H126ZM142 71H143V70H142ZM234 71H235V70H234ZM18 72H19V71H18ZM42 72H41V73H42ZM48 72H49V71H48ZM60 72H61V71H60ZM60 72H59V73H60ZM78 72H77V73H78ZM96 72H95V73H96ZM121 72H122V71H121ZM139 72H140V71H139ZM237 72H238V71H237ZM12 73H13V72H12ZM16 73H17V72H16ZM16 73H15V74H16ZM19 73H20V72H19ZM41 73H40V74H41ZM51 73H53V72H51ZM55 73H57V72H55ZM59 73H58V74H59ZM81 73H83L82 76H86V75H84L85 72H81ZM81 73H80V75H81ZM105 73H106V71H104V74H105ZM129 73H130V72H129ZM129 73H128V74H129ZM144 73H145V72H144ZM232 73H233V72H232ZM13 74H14V73H13ZM13 74H12V75H13ZM22 74H23V73H22V71H21V75H20L21 78H22ZM25 74H26V73H24L23 76H24ZM27 74H28V73H27ZM37 74H38V73H37ZM53 74H54V73H53ZM90 74H91V73H90ZM102 74H103V73H102ZM117 74H119V72H118ZM121 74H122V73H121ZM131 74H132V73H131ZM133 74H134V73H133ZM136 74H137V73H136ZM239 74H240V73H239ZM10 75H11V74H10ZM43 75H44V77H46L45 74H43ZM46 75H47V74H46ZM54 75H56V74H54ZM92 75H91V76H92ZM115 75H116V74H115ZM122 75H124V76H122V77H123L122 80H123V79L125 78V74L123 73ZM234 75H235V74H234ZM40 76H41V75H40ZM88 76H89V75H88ZM95 76H96V77H95ZM145 76H146V75H145ZM153 76H156V75H153ZM228 76H229V74H228ZM228 76H227V77H228ZM9 77H10V76L8 75V78H9ZM24 77H25V76H24ZM27 77H28V76L26 75L25 78L28 79ZM34 77H35V76H34ZM36 77H37V76H36ZM38 77H39V75H38ZM49 77H50V75H49ZM51 77H52V75H51ZM79 77H80V76H79ZM86 77H87V76H86ZM106 77L108 78L107 81L109 80V82H111V83L113 82L112 80H114V75H113V76H110V77H113L111 81H110L111 78H109V75H108V74L106 75ZM133 77H134V75H133ZM139 77H141V76H139ZM139 77L137 78V75H136V77L134 78V80H138ZM234 77H235V76H234ZM238 77H239V76H238ZM15 78H16V77H15ZM17 78H18V79H21V78H19V77H17ZM17 78H16V79H17ZM73 78H74V77H73ZM75 78H76V77H75ZM88 78H89V77H88ZM102 78H105V77H103V75H102ZM116 78H117V77H116ZM156 78H157V77H156ZM239 78H240V77H239ZM26 79H25V80H26ZM78 79H80V78H78ZM82 79H83V78H82ZM84 79H86V78H84ZM90 79H88V80H90ZM97 79H96V81H99V80H100V79H99V80H97ZM131 79H132V78H131ZM141 79H142V78H141ZM141 79H139V80H141ZM22 80H23V78H22ZM25 80H24V81H25ZM34 80H35V79H34ZM34 80H33V81H34ZM41 80H42V79H41ZM54 80H55V78H54ZM73 80H74V79H73ZM76 80H77V79H76ZM88 80H87V81H88ZM117 80H118V79H117ZM117 80L115 79V80H114V83H115V81L117 82ZM124 80H125V79H124ZM129 80H130V79H129ZM142 80H143V79H142ZM144 80H146V79H144ZM162 80H163V79H162ZM164 80H165V79H164ZM232 80H233V79H232ZM18 81H19V80H18ZM29 81H30V80H29ZM35 81H36V80H35ZM43 81H45V80H43ZM48 81L51 82L49 79H48ZM80 81H81V80H80ZM93 81H94V80H93ZM96 81H95V82H96ZM119 81H121V79H120ZM125 81H126V80H125ZM151 81H152V80H151ZM241 81H242V80H241ZM21 82H22V81H21ZM74 82H75V81H74ZM83 82H84V81L82 80V83H81L82 85H83ZM88 82H89V81H88ZM103 82H104V81H103ZM130 82H131V81H130ZM132 82H133V81H132ZM136 82H137V81H136ZM139 82H140V81H139ZM225 82H226V81H225ZM227 82H228V80H227ZM14 83H15V79H14V81H13V84H14ZM78 83H79V82H78ZM111 83H110V85H112ZM114 83H113V84H114ZM121 83H122V82H121ZM141 83H142V81H141ZM20 84H21V83H20ZM26 84H28V82H27ZM26 84H25V85H26ZM38 84H40V83H38ZM79 84H80V83H79ZM92 84H93V82H91V86H92ZM96 84H98L100 87L103 85V86H102L103 88H104V87L106 88L107 86H108V88H109V86H110V85H108V84H107V86L104 85V84H106V82H104V84H101V85H100L99 83H96ZM117 84H118V83H117ZM131 84H132V83H131ZM133 84H134V82H133ZM136 84L138 85V83H136ZM144 84H145V83H144ZM144 84H143V85H144ZM150 84H151V83H150ZM238 84H240V82H239ZM241 84H242V83H241ZM11 85H12V80H11ZM14 85H15V84H14ZM16 85H18L17 81H16ZM16 85H15V86H16ZM47 85H48V84H47ZM50 85H51V84H50ZM93 85H94V84H93ZM98 85H97V86L95 85L96 87L93 86L94 88H93V89L90 88V90H94V91L96 90V92L99 91V90H100V87H99V90H98V88H97ZM118 85H119V84H118ZM120 85H121V84H120ZM228 85H229V84H228ZM230 85H231V84H230ZM248 85H249V84H248ZM12 86H13V85H12ZM26 86H27V85H26ZM83 86H85V85H83ZM121 86H122V85H121ZM126 86H127V85H126ZM126 86H124V87H126ZM129 86H130V84H129ZM133 86H135V85H133ZM148 86H149V85H148ZM148 86H147V88H148ZM237 86H238V85H237ZM240 86H241V85H240ZM37 87H38V86H37ZM39 87H41V86L39 85ZM139 87L141 88L140 85H139ZM145 87H146V86L144 85V88H145ZM183 87H184V86H183ZM183 87H182L180 90H183V89H184ZM228 87H229V86H228ZM238 87H239V86H238ZM243 87H245V86H243ZM247 87L249 88V86H247ZM47 88H48V86H47ZM49 88H50V87H49ZM49 88H48V89H49ZM75 88H77V87L75 86ZM79 88H80V87H79ZM86 88H89V87H86ZM86 88H85V89H86ZM95 88H97V89H95ZM132 88H135V87H132ZM140 88H139V89H140ZM9 89H12V88H9ZM43 89H44V88H43ZM50 89H51V88H50ZM80 89H81V88H80ZM120 89L123 90L124 88L122 87V88H120ZM141 89H142V88H141ZM233 89H234V88H233ZM233 89L230 88V91H229L230 93H229V95H227V96H225V97H223V98L221 99V101H220L221 104H219V106L223 105L224 108L228 109V107H229L230 104H233L234 106H236V103L239 102V105L237 104L238 106H236L237 109H236L235 107H234L235 109H233V110L229 108L230 110L228 109V111H227L226 113H224L223 109H222L221 112H220V110H219V113L222 115V118H221V115H220V114L218 115V116H219V117H218L217 114L214 113V114L217 116V118H216L217 120L215 119L216 122H215V125H214V126L217 125L216 127H214V128H216V130L214 129V131L210 132V134L206 135L205 137H200V138H202V139H197L198 136L195 138V133H196V132H194V131H196V130H195L196 128H195V125H194L195 123H193V120H194L196 117L193 116V115L191 114V110H192V112H193V109H194V108L191 107V101H188V100L186 99L185 93H184V95H183V97H182L183 100H184L185 103H186L185 107L183 108V113H181V114H182V122H183L182 125H184V127L186 128V131H187V138H188L191 142H193V141L195 142V141H196L195 139H197L196 143L199 144V145L205 143L206 141L212 139L213 137H221V136H222L223 139H224V142H223L222 137L220 138V140L222 139L221 141L224 143V145L221 146V151H222V153H221V151H218V152H220L221 154H220V153L218 154V152H217V154L215 153V155H216V157H215L216 161H215L214 163L212 162V164H213L212 166L214 167L215 170H216V169L219 170L220 168L224 167L226 164H227L228 166H230V165L233 164V162L235 161V159H236L235 157H237V158L239 159V156L236 155V152H237V151L239 152V151L242 150V152H243L242 154H244V155H245L247 152L249 153V151H248L249 146L252 145L251 143H253V140H254V138L256 137V136L254 137V135H253V136L250 135V134H251V125H252L251 123H253L254 121H253V122L250 121L251 117L249 116V98H248L249 95H248V92H247L245 89H241V88L239 87L238 89H239V90L241 89V90H240V92L238 93V95H239V99H237V98L235 97V92L233 91ZM238 89L235 88V91L238 90ZM246 89H247V88H246ZM36 90H37V89H36ZM36 90H35V91H36ZM38 90H40V89H38ZM44 90H45V91H48V90H46V89H44ZM52 90H53V88H52ZM77 90H78V89H77ZM83 90H84V89H83ZM103 90H104V89L100 90V92H98V93H101L100 96H101L103 99H106V100H107V102H106V100H103V101L101 100V101H102V102H106V103L108 104V103H109L108 101L111 100V99H109V97H110V95L112 96V94L109 93V91L111 92V90L106 91V92H107V94H106L107 96H106V95L103 96V95H104L103 92L105 91V90H104V91H103ZM114 90H115V84H114ZM127 90H129V88H128ZM137 90H138V89H137ZM147 90H148V89H147ZM151 90H152V89H151ZM33 91H34V90H33ZM49 91H50V90H49ZM49 91L47 92L48 94H49ZM55 91H56V93H57L58 90L55 89ZM55 91H54V92H55ZM84 91H85V90H84ZM86 91H87V90H86ZM102 91H103V92H102ZM118 91H119V90H118ZM125 91H126V90H125ZM131 91H133V90H131ZM131 91H130V92H131ZM138 91H139V90H138ZM145 91H146V90H145ZM148 91H149V90H148ZM186 91H187V90H186ZM192 91H193V90H192ZM58 92H59V91H58ZM62 92H63V90H62ZM79 92H80V91H79ZM106 92H105V93H106ZM121 92H122V91L119 92L120 95H122ZM135 92H136V90H135ZM141 92H142V91H141ZM182 92H183V91H182ZM190 92H191V91H190ZM236 92H237V91H236ZM37 93H38V92H37ZM40 93H41V92H40ZM42 93H44V95H45V92L42 91ZM56 93H54V94L56 95ZM59 93H60V92H59ZM85 93H87V92H85ZM90 93H91V94H90ZM90 93H89V95H92V94H93L92 91H91ZM111 93H113V92H111ZM122 93H123V92H122ZM126 93H129V91L126 92ZM131 93H132V92H131ZM137 93H140V92H137ZM144 93H145V92H144ZM222 93H223V92H222ZM13 94H14V93H13ZM38 94H39V93H38ZM38 94H37V95H38ZM102 94H103V95H102ZM146 94H147V91H146ZM215 94H216V93H215ZM50 95H51V93H50ZM59 95H60V94H59ZM87 95H88V94H87ZM94 95L96 96V94H94ZM97 95H98V94H97ZM117 95H118V93H117ZM117 95L115 94L114 96L116 97ZM120 95H119V96H120ZM125 95H128V94H124V96H125ZM140 95H141V96H144V94H143V95L140 94ZM152 95H153V93H152ZM152 95H151V96H152ZM189 95H190V94H189ZM52 96H53V95H52ZM92 96H93V95H92ZM95 96H94V97H95ZM124 96H123V97H124ZM138 96H139V95H138ZM138 96H136L137 99H138ZM187 96H188V95H187ZM223 96H224V95H223ZM44 97H47V98H48L49 96H46V95H45ZM54 97H55V96H53V97L50 96V98H54ZM94 97H92V98H94ZM101 97H99V95H98V99H96V100H99V101H100V98H101ZM104 97H105V98H104ZM106 97H107V98H106ZM120 97L122 98V96H120ZM154 97H155V96H154ZM38 98H39V97H38ZM47 98H46V99L43 98V99H45V100L48 101L49 99H47ZM59 98H60V97H59ZM59 98H57L58 100L56 99V101H57V102L59 101V103H61ZM87 98H91V97L89 96V97H87ZM95 98H96V97H95ZM111 98H112V97H111ZM116 98H117V97H116ZM125 98H126V97H125ZM125 98H122V100L124 99L123 102L129 100V99H126V100H125ZM152 98H153V97H152ZM209 98H210V97H209ZM108 99H109V100H108ZM134 99H135V98H134ZM137 99H136V100H137ZM218 99H219V98H218ZM33 100H34V99H33ZM39 100H41V99H39ZM45 100H44V101H45ZM51 100H53V99H50V105H49V106H55V105L51 104ZM85 100H86V99H85ZM91 100H93V99H89L88 102L91 103ZM94 100H95V99H94ZM115 100H116V99H115ZM119 100H121V99H119ZM204 100H205V99H204ZM212 100H213V99H212ZM34 101H35V100H34ZM34 101H33V102H34ZM42 101H43V100H42ZM61 101H62V99H61ZM99 101H96V105H97V103H98ZM117 101H118V100H117ZM139 101H143V97H142V99H141V97H140L139 100H138V102H139ZM144 101H145V100H144ZM144 101H143V102H144ZM152 101H155V100H152ZM33 102H32V103H33ZM35 102H37V101H35ZM57 102H56V103H57ZM85 102L88 104L87 101H85ZM102 102H100L101 105H100V103H99V106H100V107L103 105ZM110 102H111V101H110ZM114 102H115V101H114ZM114 102H113V103H114ZM121 102H122V101H121ZM121 102H120V103H121ZM132 102H133V101H132ZM136 102H137V101H136ZM138 102H137V104H139ZM204 102H205V101H204ZM204 102H203V103H204ZM206 102H207V101H206ZM212 102H213V101H212ZM41 103L46 104L45 102H39V107H40ZM86 103H85V106H86ZM113 103H112V104H113ZM115 103L118 104V102H115ZM115 103H114V104H115ZM120 103H119V104H120ZM126 103H127V102H126ZM140 103H142V102H140ZM149 103H150V99H149ZM153 103H156V102H153ZM216 103H217V102H216ZM218 103H219V102H218ZM222 103H223V104H222ZM36 104H38V103H36ZM48 104H49V102L47 103V105H48ZM54 104H55V101H54ZM107 104H105V105L108 106ZM116 104H115V106L118 107V105H116ZM128 104H129V103H128ZM128 104H126V105H128ZM146 104H147V103H146ZM146 104H145L144 112H143L144 116H143V117L141 116L142 118L140 117L141 119H140V118L138 119L139 121L141 120V122H142L144 119H145V121H146V119H147V115H145V114H146L145 112L147 111V110H145V108L147 109ZM207 104H208V103H207ZM211 104H212V103H210V106H211ZM213 104H214V103H213ZM96 105H95V102L92 103V107H91V108H93V109H92V114H94V115L97 114L99 117H98V116H96V117H97V119H99L100 116H101V114H103V116L105 115V112H106V106H102L101 110H100V107L97 106V109H98V107H99V110H100L99 112H101L102 110H103V111L105 110L104 113H103V111H102L101 114L99 113V114H100V115H99L98 112L95 111V106H96ZM121 105H122V104H121ZM121 105H119V106H121ZM130 105L134 106L135 104H134V105H133V104H130ZM130 105L128 106V108L130 107ZM143 105H144V104H143ZM151 105H152V104H151ZM151 105H150V107H151ZM34 106H36V105H34ZM41 106H42V107H40V108H42V109H41L42 112H40L41 115H42V114H46V113H43V111L45 112V110L48 112L47 114H50V112H49L47 109H45L46 107H44V109H45V110H44V109H43V105H41ZM44 106H45V105H44ZM122 106H123V105H122ZM195 106H196V105H195ZM202 106H203V105H202ZM210 106H209V110L212 109V108H213V110L216 109V107H213V106L210 107ZM214 106H215V104H214ZM216 106H218V105L216 104ZM223 106H222V108H223ZM231 106H232V105H231ZM32 107H33V106H31V108H32ZM47 107H48V106H47ZM89 107H90V106L87 105V107H85L86 110H87V108L89 109ZM103 107H104V108H103ZM124 107H125V103H124ZM138 107H141V106H138ZM40 108H39V109H40ZM53 108H56V107H53ZM108 108H109L108 110H110V106H109ZM111 108H112V106H111ZM126 108H127V107H126ZM126 108H123V109L126 110ZM34 109L37 110L36 108L33 107V110H31L32 112L30 111L31 114H33V115H34L35 112H38V110H37V111H34ZM63 109H64V108H62V110L59 109V110H61V114H60V111H59L60 116H59V114H57L58 116H55V115H53V116H54L55 118L63 116V113H62V112H63ZM97 109H96V110H97ZM113 109L115 110V107H113L111 111H113ZM116 109H118V108H116ZM120 109L122 110L121 107H119V110H120ZM150 109H151V108H149V111H151ZM218 109H220V107H218ZM53 110H54V109H53ZM56 110H57V109H56ZM119 110H118V111L115 110V111H116L118 114H120V111H119ZM127 110H129V109H127ZM127 110H126V111H127ZM135 110H136V109H135ZM139 110H141V108H140ZM139 110H138V112H140ZM213 110H212V111H213ZM87 111H88V110H87ZM111 111H109V113H110ZM122 111H124V110H122ZM122 111H121V114H122ZM210 111H211V110H210ZM54 112H55V111H54ZM96 112H97V113H96ZM127 112H128V111H127ZM131 112H132V110H131ZM138 112H137V113H138ZM213 112H214V111H213ZM56 113H57V112H55V114H56ZM125 113H126V112H124L123 115L126 116L127 113H126V114H125ZM129 113H130V112H128V114H129ZM151 113H152V112H151ZM151 113L149 112V114H151ZM175 113H176V111H175ZM205 113H206V112H205ZM35 114H36L35 117H34L33 115H31V116H33V118H32L31 120H32V122H33V121H37V124H38V121H39V120H42V118H40V119L38 118V120H33L34 118H37V114H38V113H35ZM106 114H108V112H106ZM112 114H113V112H112ZM112 114H111V113H110V115L108 114V118H109V116L111 117ZM128 114H127V115H128ZM224 114L226 115L225 117H223ZM38 115H39V114H38ZM41 115H40V116H41ZM88 115H89V113H88ZM94 115L91 116L92 119H94ZM130 115H131V114H130ZM133 115H134V112H133ZM133 115H132V117H133ZM175 115H176V114H175ZM175 115L173 114L174 117H176ZM40 116H39V117H40ZM45 116H49L50 119H49L48 117H45ZM51 116H52V114H51ZM51 116H50V115H44V116H42V117H45V119L43 120L44 122L41 121L42 124L44 123L43 125H45V128H49V132H50V128H51V127H47L46 124L48 125L49 123H46V122L51 121V124H55V125H57V126L59 127V125L55 123V122H57V119H56V121H52V120H54L55 118L53 117V119H52ZM103 116H101V117H103ZM125 116H124V120H126V117H127V118L130 117V116H126V117H125ZM145 116H146V117H145ZM152 116H153V114H152ZM196 116H197V115H196ZM216 116L212 115V117H216ZM252 116H253V115H252ZM104 117H105V116H104ZM106 117H107V116H106ZM106 117H105V118H106ZM112 117H113V115H112ZM114 117H115V116H114ZM119 117H121V116H119ZM119 117H116V118H113V119H117V118H119ZM144 117H145V118H144ZM177 117H178V116H177ZM177 117H176V119H177ZM202 117H203V116H202ZM206 117H207V116H206ZM249 117H250V118H249ZM30 118H31V117L29 116L28 119H30ZM46 118H48L47 120H49V121H47ZM108 118H107V119H108ZM143 118H144V119H143ZM151 118H152V117H151ZM219 118H220V119H219ZM26 119H27V118H26ZM102 119H103V118H102ZM111 119H112V118H111ZM113 119H112V123H116V122L113 121ZM132 119H133V118H132ZM149 119H150V116H149V118H148L147 121H149ZM154 119L156 120V118H154ZM162 119L164 120V117H162ZM173 119H175V118H173ZM199 119H200V118H199ZM206 119H207V118H206ZM255 119H256V118H255ZM259 119H260V118H258V120H259ZM261 119H262V118H261ZM261 119H260V120H261ZM263 119H264V117H263ZM18 120H19V119H18ZM18 120H17V122H20V120H19V121H18ZM31 120H30V121H31ZM85 120H87V119H85ZM104 120H105V119H104ZM109 120H110V119H109ZM109 120H106V121H105V122H106L105 127H107V129L110 130L111 127H113L114 125H113V124H112V125L110 124V125H111V126H110L109 123H108ZM119 120L122 121V117H121V119H119ZM152 120H153V118H152ZM195 120H196V119H195ZM195 120H194V121H195ZM200 120H201V119H200ZM207 120H208V119H207ZM215 120H214V121H215ZM252 120H253V119H252ZM14 121H15V122H13V125H14L15 123L17 124L16 120H14ZM24 121H25V120H21V123L18 124L17 127L14 128V129H17L18 126H19V128H20L22 122H23V124H24ZM90 121H91V120L89 119V122H90ZM100 121H101V122H100ZM110 121H111V120H110ZM110 121H109V122H110ZM115 121H116V120H115ZM126 121H127V120H126ZM147 121H146V122H147ZM197 121H198V119H197ZM202 121H203V119H202ZM28 122H29V121H26L25 124H28ZM41 122L39 123L40 125H41ZM99 122H100V123H99ZM128 122H129V121H128ZM164 122H165V123H168V122H166V121H164ZM200 122H201V121H200ZM209 122H210V121H209ZM262 122H263V121H262ZM9 123H10V122H9ZM29 123H30V122H29ZM58 123H59V121H58ZM90 123H91V122H90ZM92 123H93V122H92ZM101 123H103V122H102V120L100 119V120L98 121V123L96 122V123H93V124H92V128H95V127H97V126H98V127H100V126L102 127V125H98V124H101ZM107 123H108V124H107ZM117 123H118V119H117ZM137 123H138V122H137ZM139 123H140V122H139ZM139 123H138V124H139ZM142 123H144V121H143ZM142 123H140V124L138 125V127H139L140 125H141V127H142V126H143ZM161 123H162L163 125H166V124L163 123V122H161ZM254 123H256V122H254ZM254 123H253V125H254ZM23 124H22V127H23ZM30 124H31V123H30ZM32 124H33V123H32ZM59 124H60V123H59ZM104 124H105V123H104ZM120 124H123V123L120 122V123L117 124L116 126L118 127V129L120 128L119 130L121 131V129H124V128H123L122 126L119 127L118 125H120ZM213 124H214V123H213ZM257 124H258V123H257ZM10 125H12V124H10ZM13 125L10 126V127H8V124H7L5 129L7 130V128H12V132H14V131H13ZM35 125H36V123H35ZM35 125H34V126H35ZM43 125H42V126H43ZM95 125H97V126H95ZM128 125H129V124H128ZM146 125H147V123H146ZM148 125H149V122H148ZM152 125H153V124H151V127L149 128V130H152V129L154 130V126L152 127ZM155 125L158 126L159 124H158V125L155 124ZM196 125H197V124H196ZM15 126H16V125H14V127H15ZM38 126H39V125H38ZM42 126H39V128H38V127L36 128V126H35V127H34V128H35V132H36V131H40V128L42 129ZM50 126H51V125H50ZM53 126H54V125H53ZM57 126H56V127H57ZM88 126H89V125H88ZM116 126H114V127H116ZM156 126H155V127H156ZM169 126H170V125H169ZM22 127H21V128H22ZM32 127H33V126H31V127H29V128H28V127H25V128H22V129L25 130L26 128H28V129H26L25 131H29L30 128H31V130L34 129V128H32ZM43 127H44V126H43ZM60 127H61V126H60ZM114 127H113V128H114ZM117 127H116V128H117ZM162 127H163V126H162ZM164 127H166V129H167L168 126H164ZM178 127H179V126H178ZM142 128H144V126H143ZM151 128H152V129H151ZM160 128H161V126L159 125V129H160ZM36 129H38V130H36ZM54 129H55V128H54ZM58 129H59V128H58ZM61 129H62V128H61ZM89 129H90V127H89ZM89 129H88V130H89ZM100 129H102V128H100ZM100 129H99V130H100ZM130 129H131V128H130ZM166 129L162 128V129H160V131H163V130H164V131L166 132ZM210 129H211V128H210ZM255 129H256V127H255ZM255 129H254V130H255ZM8 130H10V129H8ZM43 130H44V129H43ZM95 130H97V128H95ZM103 130H104V128H103ZM105 130H106V129H105ZM127 130H128V128L125 127V129H124L125 133L123 132V133L125 134V136H126V132H128ZM145 130H146V128H145ZM169 130H170V128H169ZM169 130H167V131L169 132ZM256 130H257V132H258V129H256ZM21 131H22V130H21ZM21 131H18V132H21ZM52 131H53V130H51V132H52ZM54 131H55V130H54ZM107 131H108V130H107ZM110 131H112V130H110ZM116 131H117V130H116ZM136 131H138V130H136ZM136 131H135V133H136ZM160 131H159V132H160ZM164 131H163V132H164ZM4 132H5V131H4ZM31 132H32V131H31ZM33 132H34V131H33ZM44 132H46V130H45ZM49 132H47L46 134L44 133V134H45V135L50 134ZM95 132L98 133L99 131H95ZM112 132H114V131H112ZM121 132H122V131H121ZM132 132H134V131L132 130ZM148 132H149V131H148ZM157 132H158V129H157ZM179 132H180V130H179ZM259 132H260V128H259ZM6 133L10 134L9 136L12 135L9 131H7ZM15 133H17V132L15 131ZM23 133L27 135L28 132L25 133V132L22 131L21 134H23ZM53 133H54V132H53ZM88 133H89V135L94 134V135H92V136H95V137L92 138L93 140L91 139V137L89 138V139L92 140V142H91L92 144L90 143V144H89V147H92V151H93V155H92L91 160H90L91 165H93L95 168H99V167H96V166H100V167H102V168H106V169L104 170V172H105L107 169H109V170L111 169V170L109 171V173H110V172L112 173L113 171H117V170H119V168H118V169L115 168V170H114V167L116 166V163L118 162V159H119V160H121V159L123 160V158L126 156V155L123 156V158H121V156H119V155H121L119 152H120V150H121L122 147H121L120 149H117V151L115 150L116 147H115V142H114V140H113V137H114V135H115V136L118 135L119 131H118V133H115V134L112 133V135H113L112 137H109V136H108V137L104 138L103 141H102L100 144L97 142V141H99L98 138L96 139V137H98V134H97V133H94V132L92 133L91 131L88 132ZM99 133H100V132H99ZM138 133H139V132H138ZM138 133H137V134H138ZM151 133H152V132L150 131V132L148 133V136L145 135L146 133H145V134L140 133V134H142V135H140V137H139V139H140L139 141L141 142V144L138 142V144H140V149H138V151L140 150V151H139V152H140V159H139L140 161L138 160L139 163H140V165L135 163V164L138 165V166H141V164H142V166H146V165H144V164L142 163V162H143V159H142V158H143V153H144L145 149H147V148H146V141L148 140V138H150L149 134H151ZM155 133H156V132H155ZM161 133H162V132H161ZM166 133H167V132H166ZM21 134L19 133L18 136L15 137L16 139L14 138L15 140H13V141H17V138L23 137V136H21ZM24 134H23V135H24ZM28 134H29V133H28ZM40 134H41V132H40ZM51 134H52V133H51ZM51 134H50V135H51ZM59 134H60V133L58 132V136H59ZM95 134H96L97 136H96ZM100 134H103V135H104V133H100ZM100 134H99V135H100ZM105 134H106V133H105ZM119 134H122V133H119ZM124 134H123V135H124ZM130 134H132V133H131V132H130V133H127L128 136H129ZM133 134H134V133H133ZM133 134H132V135H133ZM137 134H136V135L134 134L132 138L134 139V136H137ZM197 134H198V133H197ZM253 134H254V133H253ZM255 134H256V133H255ZM15 135H17V134H15ZM26 135H24V137H26ZM38 135H39V132H38ZM50 135H48V136H50ZM53 135H54V134H52L51 137H53ZM67 135H69V134H67ZM103 135H102V136H103ZM123 135H119V136H117L116 138L119 137V138L122 139V138H123ZM153 135L155 136V139L152 137V138H150V140L154 139L153 141H155L156 144L158 145V142H159L160 140H159V139H156V138H159V137H156L155 134H153ZM158 135H159V134H158ZM259 135H260V134H259ZM13 136H14V135H13ZM27 136H29V135H27ZM39 136H40V135H39ZM58 136H57V133H56V137H55V139L57 138V140H58V139H59ZM104 136H105V135H104ZM120 136H121V137H120ZM130 136H131V135H130ZM130 136H129V137H130ZM171 136L174 138L173 135H171ZM200 136H201V135H200ZM202 136H203V135H202ZM251 136H252L253 139L251 138ZM261 136H262V135H261ZM261 136H260V137H261ZM24 137H23V138H24ZM30 137H31V136H30ZM30 137H27V138H30ZM51 137H50V138H51ZM60 137H61V135H60ZM129 137L126 136V138H128V140H129ZM161 137H162V136H161ZM166 137H167V135H166ZM166 137H165V135H164V138H165V139H166ZM169 137H170V135H169ZM27 138L25 139V140H27L26 142L32 140V139H27ZM43 138H44V137H43ZM43 138H42V139H43ZM50 138L48 137L47 139H49V140H47V141L53 140V139H50ZM53 138H54V137H53ZM99 138H100V136H99ZM135 138H136V137H135ZM170 138H171V137H170ZM257 138H258V137H257ZM262 138H264V135H263ZM12 139H13V138L11 137L10 140H12ZM33 139H34V138H33ZM35 139H37V138H35ZM35 139H34V141H35ZM45 139H46V138H45ZM45 139H44V140H45ZM67 139H68V138H67ZM123 139H124V138H123ZM136 139H137V138H136ZM165 139H164V140H165ZM251 139H252V140H251ZM259 139H261V138H259ZM259 139H256V138H255L254 143L256 144V141H259ZM91 140H90V141H91ZM96 140H97V141H96ZM134 140H135V139H134ZM134 140H133V142H135ZM157 140H159V141H157ZM177 140H179V139H177ZM239 140H240V142H239ZM34 141L32 140V142H34ZM42 141H43V140H42ZM47 141H46V142H47ZM90 141H89V142H90ZM115 141L117 142L116 139H115ZM124 141H125V140H124ZM124 141H123V143H124ZM126 141H127V140H126ZM126 141H125V142H126ZM153 141L151 142L152 144H154ZM237 141H238L239 143H237ZM250 141H251V143H250ZM261 141L263 142L264 140L261 139ZM17 142H18V141H17ZM40 142H41V140H40ZM40 142H39V143H40ZM55 142H56V141H55ZM55 142H54V143H55ZM127 142H128V141H127ZM174 142H175V141H174ZM191 142H189V143H191ZM28 143H29V142H28ZM39 143H38V144H39ZM43 143H44V142H43ZM47 143H49V142H47ZM54 143H53V144H54ZM123 143H122V144H123ZM129 143H130V141H129ZM165 143H166V142H165ZM187 143H188V142H187ZM206 143H207V142H206ZM240 143H241V144H240ZM254 143H253V144H254ZM49 144L52 145L51 142H50ZM56 144H57V143H56ZM120 144H121V143H120ZM124 144H126V143H124ZM133 144H134V143H133ZM249 144H250V145H249ZM255 144H254V145H255ZM259 144H261V143H259ZM259 144H258V145H259ZM262 144H263V143H262ZM262 144H261V146H262ZM30 145H31V144H30ZM41 145H42V147H43V146L45 145V143L42 144V142H41V144H40V149H42ZM91 145H92V146H91ZM99 145H100L101 147H100ZM128 145H130V144H126L125 147H127ZM149 145H151V144H149ZM154 145H155V144H154ZM159 145H160V144H159ZM178 145H179V144H178ZM182 145H183V144H182ZM258 145H256V146L258 147ZM36 146H37V149H36V150H38V148H39L38 146H39V145H36ZM86 146H87V145H86ZM121 146H122V145H121ZM135 146H136V142H135ZM135 146H134V147H135ZM152 146H153V145H152ZM236 146H238L237 149H239V150H237V151H236ZM256 146H255V147H256ZM261 146H259V147H260V150H258L259 148L257 149L258 152H257V150H256L255 148H254L255 151H253V146H252V151L254 152V154H255V152H257L256 154H258V155L261 153ZM263 146H264V145H263ZM27 147H28V145H27ZM44 147H46V145H45ZM48 147H49V149H47V150H50L51 147H52V149L54 150V146H48ZM117 147H118V145H117ZM119 147H120V145H119ZM125 147H124V149H125ZM150 147H151V146H149V148H150ZM154 147H155V146H154ZM176 147H177V146H176ZM240 147H241V149H240ZM257 147H256V148H257ZM28 148H30V146H29ZM33 148H34V147H32V149H33ZM98 148H102V150H104V152H106V154H105L103 151H98ZM128 148H130V147H128ZM131 148H132V146H131ZM131 148H130V149H131ZM136 148H138V147H136ZM136 148H134V149H136ZM152 148H153V147H152ZM263 148H264V147H263ZM43 149L46 150V148H43ZM43 149H42L41 151H43ZM52 149L50 150L51 152L53 151ZM124 149L121 151L122 154H125V153H123ZM132 149H133V148H132ZM132 149H131V150H132ZM156 149H158V148H156ZM211 149H213V148H211ZM211 149H210V151H211ZM36 150H35V148L33 149L34 152H35ZM86 150H87V149H86ZM164 150H165V149H164ZM213 150H214V149H213ZM219 150H220V149H219ZM249 150H250V149H249ZM39 151H40V150H39ZM39 151H38V152H39ZM118 151H119V152H118ZM126 151H127V150H126ZM128 151H130V150H128ZM134 151H135V150H134ZM157 151H158V150H156V153H157ZM210 151H209V152H210ZM235 151H236V152H235ZM259 151H260V153H259ZM31 152H32V151H31ZM31 152H30V153H31ZM34 152L32 153V154H33V160H34V159H38V158H35V157H37L36 155L41 154V156H42V154H43L42 157L40 156L41 159H42V160H40V163L43 162V159H45V158H43V157H45V156H46V158L48 157V155L45 153V151H43V153H42V152H39V154H37V153H38L37 151H36L37 153H35V154H34ZM46 152L48 153V151H46ZM101 152H103V154H105V155L103 156ZM114 152H116L117 155L119 154L118 157H120V158L116 157V155H115L116 153L114 154ZM124 152H125V151H124ZM130 152H131V151H130ZM130 152H127V153H130ZM250 152H251V151H250ZM85 153H86V152H85ZM98 153H99V154H98ZM100 153H101V154H100ZM152 153H154V152H152ZM156 153H154V154L156 155ZM251 153H252V152H251ZM28 154H29V153H28ZM28 154H24V157H27V156H25V155H28ZM44 154H45V156H44ZM86 154H87V153H86ZM97 154L100 155V156L102 155V157H99ZM145 154H146V153H145ZM211 154H212V153H211ZM252 154H253V153H252ZM256 154H255V155H256ZM29 155H30V154H29ZM34 155H35V157H34ZM127 155L130 156L131 154H127ZM152 155H153V154H151L150 156H148V154H147L148 158L151 157ZM202 155H203V153H202ZM202 155H201V156H202ZM212 155H213V154H212ZM239 155H240V152H239ZM263 155H264V154H263ZM129 156H128V157H129ZM134 156H135V155H134ZM134 156H133V157L131 156V158L134 159ZM252 156H254V155H252ZM252 156H251V158H252ZM40 157H39V158H40ZM115 157H116V159H117V162H116V160H115ZM126 157H127V156H126ZM126 157L124 158V160H125V159L127 160ZM154 157H155V156H154ZM154 157H153V158H154ZM245 157H246V156H245ZM30 158H31V157H30ZM151 158H152V157H151ZM243 158H244V157H243ZM261 158H262V159H260L261 161H259L258 164L256 165V167L254 168V169L256 170V172L259 171L260 173H262V171L264 170V168H263V167H264V166H263V158H264V156L261 157ZM136 159H137V158H136ZM149 159H150V158H149ZM196 159H197V158H196ZM210 159H211V157H210ZM28 160H29V159H28ZM31 160H32V158H31ZM46 160H47V159H46ZM46 160H44V162H45ZM51 160H52V159H51ZM51 160H50V161H51ZM129 160H130V158H129ZM144 160H146V158H145ZM157 160H158V159H157ZM197 160H198V159H197ZM211 160H213V159H211ZM16 161H17V160H16ZM19 161H20V162H21V161H24V159H23V160H19ZM19 161H18V164L20 163ZM35 161H36V160L33 161L34 164H35V166H36L37 163H38V165H40L39 162H38L39 159H38L37 163H35ZM48 161H49V160H48ZM127 161H128V160H127ZM90 162H89V163H90ZM123 162H125V161H123ZM131 162H132V161H131ZM169 162H170V161H169ZM169 162H168V163H169ZM192 162H193V160H192ZM194 162H195L194 165H195V169H196V171H197V169H198V170L201 169V168H199L198 165H197L198 161H196V160L194 159ZM16 163H17V162H16ZM26 163H27V162H26ZM118 163H120V161H119ZM125 163H126V162H125ZM127 163H129V162H127ZM243 163H244V162H243ZM12 164H15V163H12V162H11V165H12ZM22 164H23V162H22ZM22 164H19V166L22 165ZM27 164H28V163H27ZM34 164H32L33 167H34ZM146 164H147V163H146ZM165 164H166V163H165ZM28 165H29L30 168H31L32 165H30V164H28ZM28 165L26 166L27 169H29ZM153 165H157V163H156V164L154 163V164H152L151 166L147 165V167L151 169V167H152ZM234 165H235V164H233L232 166H234ZM15 166H17V165L15 164ZM15 166H13V168H15ZM22 166H23V165H22ZM93 166H92V167H93ZM129 166H130V165H129ZM163 166H164V165H163ZM163 166H162V167H163ZM167 166H168V165H167ZM167 166H166V167H167ZM228 166H227V167H224V168H229L230 170H232V169L230 168L231 166H230V167H228ZM241 166H242V164L239 166V168H240ZM17 167H18V166H17ZM94 167H93V168H94ZM120 167H121V166H120ZM125 167H127V166H125ZM159 167H160V166H159ZM166 167H165V168H166ZM168 167H169V166H168ZM200 167H201V166H200ZM18 168H20V167H18ZM75 168H76V167H75ZM82 168H83V167H82ZM102 168H101V170H103ZM148 168H145V169L148 171ZM153 168H154V167H153ZM156 168H157V166H156L155 169H153V170L156 171V170L158 169V168H157V169H156ZM224 168H222V169H224ZM53 169H54V168H53ZM122 169H123V168H122ZM124 169H125V168H124ZM128 169H129V168H128ZM150 169H149V170H150ZM229 169H228L227 173L225 172V173H226L225 176H226V177L228 176L227 178H229V175H230V177H232V175H231L230 173H228V172H230ZM235 169L238 170V167L236 168V166H235V168H233V170L235 171ZM254 169H253V170H254ZM29 170H30V169H29ZM72 170H73V169H72ZM153 170L151 169L150 171L153 172ZM212 170H213V168H212ZM212 170H211V171H212ZM225 170H226V169H225ZM233 170H232V172H234ZM251 170H252V169H250V171H251ZM27 171H28V170H27ZM53 171H54V170H53ZM130 171H131V170H130ZM213 171H214V170H213ZM222 171H223V170H222ZM222 171L220 170V171L218 172L219 175L221 174L220 172H222ZM29 172H30V171H29ZM29 172H28V173H29ZM54 172H55V171H54ZM59 172H60V171H59ZM82 172H83V171H82ZM123 172H124V171H123ZM144 172H145V171H144ZM232 172H231V173H232ZM253 172H255V171H253ZM28 173H27V174H28ZM111 173H110V174H111ZM156 173H157V172H156ZM212 173H213V172H212ZM240 173H241V172H240ZM17 174H18V173H17ZM54 174H55V173H54ZM81 174H82V173H81ZM81 174H80V175H81ZM83 174H84V173H83ZM112 174L114 175V173H112ZM147 174L150 175L149 172H148ZM213 174H215V173H213ZM222 174H224V173H222ZM227 174H229V175H227ZM232 174H233V176L235 175V173H232ZM248 174H249V173H248ZM254 174H255V173H254ZM113 175H109V176H112V178H114ZM153 175H154V174H153ZM156 175H157V174H156ZM255 175H257V174H255ZM117 176H118V175H117ZM154 176H155V175H154ZM214 176H215V175H214ZM217 176H218V175H217ZM223 176H224V175H223ZM57 177H58V175H57ZM81 177H83V176H81ZM119 177H120V176H119ZM152 177H153V176H152ZM27 178H28V176H27ZM27 178H26V179H27ZM150 178H151V177H150ZM243 178H244V177H243ZM245 178H248V176L245 177ZM245 178H244V179H245ZM26 179H25V181H27ZM78 179H79V178H78ZM109 179H110V177H109ZM121 179H122V176H121ZM121 179H120V180H121ZM223 179H224V182H223ZM23 180H24V177H23ZM23 180H22V181H23ZM68 180H69V179H68ZM231 180H232V178H231ZM18 181H20V180H18ZM118 181H119V179H118ZM142 181H143V180H142ZM142 181H141V182H142ZM155 181H156V180H155ZM221 181H222L223 183H225V177H222V180H221ZM221 181H219V183H220ZM233 181H234V180H233ZM241 181H243V179H242ZM249 181H252V182L249 183L248 180H247V181H246L247 184H245V185L243 184V185H242V186H244V187L241 186L242 188L240 187V189H236V190H234V194L236 193L237 196H238V195H244L245 193L248 192V193H249L248 198L245 197V198H247V199H244V198H242V196H241L240 198H242V202H239V200H238V201H234V200H233L234 202H233V201H230V202H228V203H226V204H221V206L219 207L221 210H223L224 213H226V211H233V213H235V215H232V216L224 215V217H225V216H226L227 218H233V217H235V218H237V219L239 220L238 222L241 221L239 224L243 223L244 225H248V226H247L248 228H247V229H244L245 231H244L243 229H241L240 237H239V239L237 238L238 241L236 240V242H235V244H234L235 246L233 245V247H236V248H235L236 251L234 250L235 252H234V251H233V252H234L235 254L238 252V253H240V255H239V254H238L239 256H237V255H233V257L228 256V258L230 257V258L232 259V262L230 261L231 264H264V228H262L263 226L261 225V224H263V222H264V175H263V174H260L259 176L255 177V180H254V181H253V180H250V179H249ZM52 182H53V180H52ZM67 182H68V181H67ZM109 182H110V180H109ZM222 182H221V183H222ZM20 183H21V182H20ZM228 183H231V182H229V179H228ZM25 184H26V183H25ZM25 184H24V185H25ZM22 185H23V182H22ZM24 185H23V186H24ZM117 185H118V184H117ZM16 186H17V185H16ZM18 186L23 188V186H21V185H18ZM128 186H129V185H127V183H126L125 181H123V183L120 184V185H118V186H117L118 188L115 189V190H118V191L120 192V194H121V193H124V192H126V191L128 192ZM136 186H137V184H136ZM16 189L19 190V188H16ZM16 189H15V190H16ZM140 189H141V188H140ZM142 189H144V188H142ZM142 189H141V190H142ZM15 190H14V191H15ZM22 190H23V189L19 190V191H18V194L20 193V191H21V193H22ZM129 190H130V189H129ZM135 190H137V189H134V191H135ZM206 190H207V189H206ZM138 191H139V190H137V192H138ZM232 191H233V190H232ZM15 192H16V191H15ZM24 192H25V191H23V193H24ZM115 192H116V191H115ZM137 192H134V193H133V196H134L135 193H137ZM154 192H155V191H154ZM21 193H20V194H21ZM107 193H108V192H107ZM138 193H140V192H138ZM160 193H161V192H160ZM226 193H227V192H226ZM18 194H17V195H18ZM112 194H113V193H112ZM114 194H115V193H114ZM125 194H126V193H125ZM146 194H147V193H146ZM150 194H152V193L150 192ZM212 194H213V193H212ZM7 195H10V194H7ZM139 195H140V194H139ZM18 196H19V195H18ZM123 196H124V195H123ZM123 196H122V197L120 196V198H122L121 200H124V199L129 198L128 195H127L126 197H125V196L123 197ZM137 196H138V195H137ZM145 196H146V195H145ZM213 196H214V195H213ZM225 196H226V195H225ZM111 197H112V195H111ZM111 197H110V199H111ZM130 197H131V200H132V196H130ZM135 197H136V196H135ZM179 197H180V196H179ZM185 197H186V196H185ZM232 197H233V196H232ZM41 198H42V195L40 196V199H41ZM136 198H137V197H136ZM227 198H228V197H227ZM230 198H231V197H230ZM234 198H236V197H234ZM178 199H180V198H178ZM251 199H252V201H251ZM253 199H254V200H253ZM117 200H118V199H117ZM121 200H120V201H121ZM166 200H167V199H166ZM166 200H165V201H166ZM181 200H182V199H181ZM245 200H246V201H245ZM125 201H126V200H125ZM132 201H134V199H133ZM163 201H164V200H163ZM167 201H168V200H167ZM244 201H245V202H244ZM127 202H128V201H127ZM130 202H131V201H130ZM130 202H128V205L130 204ZM196 202H197V201H196ZM221 202H222V201H221ZM224 202H225V201H224ZM6 203H7V202H5V204H6ZM25 203H26V202H25ZM29 203H30V202H29ZM46 203H47V202H46ZM116 203H119V202L116 201ZM131 203H132V202H131ZM161 203H162V202H161ZM164 203H165V202H164ZM208 203H209V202H208ZM162 204H163V203H162ZM116 205H117V204H115V206H116ZM125 205L127 206V203H125ZM125 205H123V206H125ZM179 205H180V204H178V206H179ZM181 205H182V204H181ZM4 206H5V205H4ZM28 206H29V205H28ZM51 206H52V205H51ZM149 206H150V205H149ZM183 206H184V205H183ZM113 207H114V205H113ZM118 207H119V206H118ZM118 207H116V208H118ZM121 207H122V206H121ZM121 207H120L119 209H121ZM143 207H144V206H143ZM143 207H142V208H143ZM160 207H161V205H160ZM185 207H186V206H185ZM185 207H184V209H185ZM24 208H25V207H24ZM24 208H23V209H24ZM123 208H124V207H123ZM144 208H146V207H144ZM173 208H174V207H173ZM180 208H181V207H180ZM215 208H216V207H215ZM51 209H52V207H51ZM148 209H149V208H148ZM169 209H170V208H169ZM175 209H177V208L175 207ZM178 209H179V208H178ZM184 209H182V210H184ZM46 210H47V209H46ZM46 210H43V211L45 212ZM117 210H118V209H117ZM150 210H151V211H152V210L154 211V209H152V208H151ZM150 210H148V212H149ZM165 210H166V209H165ZM172 210H173V209H172ZM179 210H180V209H179ZM16 211H18V209H16ZM166 211H167V210H166ZM168 211H169V210H168ZM168 211H167V212H168ZM174 211L176 212V210H174ZM174 211H173V212H174ZM110 212H111V211H110ZM110 212H109V213H110ZM167 212H166V213H167ZM173 212L170 211V213H173ZM175 212H174V213H175ZM177 212H178V210H177ZM177 212H176V213H177ZM168 213H169V212H168ZM180 213H182V212H180ZM228 213H229V212H228ZM42 214H43V213H42ZM145 214H146V213H145ZM151 214H154V213H151ZM151 214L148 213V214H146L145 217H147L148 215L152 216ZM162 214H163V213H162ZM231 214H232V213H230V215H231ZM134 215H135V214H134ZM141 215H142V214H141ZM143 215H144V214H143ZM163 215H165V214H163ZM166 215H167V214H166ZM166 215H165V216H166ZM126 216H128V215H126ZM126 216H125V217H126ZM157 216H158V215H157ZM159 216H162V215H159ZM165 216H164V217H165ZM120 217H121V219H120ZM120 217H119V219L122 220V221L127 219V217H126V218H122V215H120ZM128 217H129V216H128ZM137 217H138V216H137ZM142 217H143V216H142ZM145 217H144V218H145ZM153 217L156 218L155 215H153ZM164 217H161V218H164ZM117 218H118V217H117ZM117 218H116V220H117ZM129 218H130V217H129ZM129 218H128V220H129ZM134 218L136 219V221L134 220ZM144 218L141 220V221H144L143 223H145ZM147 218H148V219H146V223H148L147 220L150 222V221H152V220L154 219V218H153V219L151 220L152 217L149 219V216H148ZM119 219H118V222H119V223H118L117 226H120V225H119V224H120V220H119ZM140 219H141V218H140ZM140 219H139V218L137 219L135 216L133 217L134 222H137L136 224L139 223V224L136 225L135 227H137V226H138V227H140V226L142 227V226H143V224L140 225V223H141V222L139 221ZM110 220H111V219H110ZM112 220H114V219H112ZM116 220H114V221H116ZM128 220H127V221H128ZM131 220H132V218H131ZM172 220H173V219H172ZM114 221H113V222H114ZM138 221H139V222H138ZM153 221H154V220H153ZM165 221H166V220H165ZM183 221H184V220H183ZM229 221H231V220H229ZM111 222H112V221H111ZM111 222L109 221V223H111ZM134 222H133V223H134ZM254 222H256V223H257V222H261L259 225H260V227H261V226H262V227L260 228L259 226H257L258 223H257V225H256V223H254ZM115 223H116V222H115ZM133 223L129 224V226L132 225ZM146 223L144 224V227H143V229L145 228L144 232H147V230L150 229V228L152 229V227H150L151 223H150V224L148 223L149 226L147 225V226L150 227V228H148L147 226H145ZM160 223H163V222H160ZM160 223H159V224H160ZM231 223H233V222H231ZM234 223H235V222H234ZM234 223H233V224H234ZM236 223H237V221H236ZM253 223H254V225H256L257 227H254V225H253V226H250V225H249V224H253ZM107 224H108V223H107ZM113 224H114V223H113ZM116 224H117V223H116ZM116 224H114V226L112 225L113 227L111 226V228H114ZM152 224H154L155 227H156V225H157L156 223H152ZM243 224H241L240 226H243ZM109 225H110V224H109ZM109 225H108V226H109ZM134 225H135V224H134ZM139 225H140V226H139ZM234 225H235V224H234ZM157 226H158V225H157ZM231 226H232V225H231ZM237 226H238V225H236V226L233 227V228H236ZM122 227H124V226H122ZM126 227H128L127 224L125 225V229L122 228V229H123V232H122V231H120V232L124 233V232H126V230L130 232V228H131V226H130V228L128 227V229H126ZM135 227H134V228H135ZM155 227H154V229H156ZM159 227H160V226H159ZM159 227H157V229H158L159 233H161L160 230H159ZM103 228H104V227H103ZM132 228H133V225H132ZM132 228H131V229H132ZM147 228H148V229H147ZM228 228H229V227H228ZM231 228H232V227H231ZM241 228H245V227L243 226V227H241ZM118 229H120V227H119ZM122 229H121V230H122ZM136 229H137V228H135L134 231H135ZM157 229H156L155 231H157ZM218 229H219V228H218ZM226 229H227V227H226ZM239 229H240V227L238 226V229L235 230V231L238 232V234H239ZM111 230H112V229H111ZM113 230H114V229H113ZM124 230H125V231H124ZM138 230H139V229H138ZM140 230L143 231L142 229H140ZM140 230H139V231H140ZM152 230H153V229H152ZM222 230H224V228H223ZM231 230H232V229H231ZM242 230H243V231H242ZM107 231H108V230H107ZM115 231H116V232H115ZM131 231H133V230H131ZM134 231H133V232H134ZM136 231H137V230H136ZM136 231H135L136 234H140V233H138V232H136ZM148 231H149V230H148ZM155 231L153 230L152 232H155ZM161 231H162V230H161ZM220 231H221V228H220V230H219L218 232L220 233ZM224 231H225V230H224ZM108 232H109V231H108ZM113 232L117 233V236H116L117 238H118V234H119V236H121V235L123 236V234H121L120 232L118 233L117 229L114 230ZM221 232H222V231H221ZM237 232H235V233H237ZM242 232H243V233H242ZM105 233L108 235L110 232H109V233L105 232ZM111 233H112V232H111ZM111 233H110V235H111ZM155 233H156V232H155ZM162 233H164V232L162 231ZM176 233H177V232H176ZM219 233H218V234H219ZM233 233H234V232H233ZM113 234H114V233H113ZM113 234H112L110 237H112ZM120 234H121V235H120ZM124 234H125V233H124ZM145 234H146V233H145ZM156 234H157V233H156ZM167 234H169V233H166V234L164 233L165 236H168ZM229 234H230V233H229ZM115 235H116V234H115ZM128 235H131V234H128ZM128 235H127V236H128ZM157 235H158V234H157ZM160 235L162 236L163 234H160ZM160 235H159V236H160ZM231 235H232V233H231ZM236 235H237V234H236ZM104 236H105V234H104ZM133 236L136 237V235H133V233H132V235H131L130 237H133ZM138 236H139V235H137V237H138ZM140 236H143V234L140 235ZM144 236H145V235H144ZM149 236H151V235H149ZM152 236H154V235L152 234ZM159 236H155V237L157 238V237H159ZM165 236H163V237H165ZM169 236L173 237L172 234H171V235L169 234ZM169 236H168V237H165V239L161 237V241H163V239H164L165 242H166V241H167L166 238H168V241H169ZM229 236H230V235H229ZM108 237H109V236H108ZM113 237H115V236H113ZM116 237H115V238H112V239L115 240ZM178 237H179V236H178ZM231 237H232V236H231ZM234 237H236V236H234ZM237 237H238V236H237ZM119 238H120V237H119ZM119 238H118V240H119ZM138 238H139V237H138ZM107 239H108V238H107ZM129 239H131V238H128V240H129ZM132 239H133V238H132ZM134 239H135V238H134ZM134 239H133V240H134ZM147 239H148V238H147ZM150 239H152V238H150ZM225 239L227 240V238H225ZM225 239H224V240H225ZM104 240L107 241L105 238H104ZM135 240H136V239H135ZM142 240H144V239H142ZM153 240H154V239H153ZM170 240H171V239H170ZM173 240H175V239H173ZM178 240H179V239H178ZM224 240H223V242H224ZM232 240H233V239H232ZM109 241H111L110 238H109ZM119 241H120V240H119ZM126 241H127V240H126ZM130 241H131V240H130ZM139 241H140V239H139ZM175 241H176V240H175ZM234 241H235V240H234ZM112 242H113V240H112ZM142 242H143V241H141V243H142ZM223 242H222V243H223ZM104 243H105V242H104ZM127 243L130 244V245L127 244V246H130V247H132L133 249H135L136 246H139V245H136V244H137L136 242H135V245H136V246L133 245V244H134L133 242H127ZM143 243H144V242H143ZM143 243H142V244H143ZM158 243H159V242H157V244H155L154 246L151 244V245L153 246L152 250H151V247H150V250H151V254H150V256H151V257H148V255H146V256L148 257V259H150V261H149L150 263H148V264H159V263H157V261H158L159 259H161V258H162V260H163V257L166 255V253H169L170 250H171V247H172V246L169 247V246H167V244H165V246L160 247L161 244H160V243L158 244ZM163 243H164V241H163ZM168 243H169V242H168ZM170 243H172V242H170ZM107 244H109L108 241H107ZM116 244H117V243H116ZM125 244H126V243H125ZM131 244H132L133 246H135V248H134ZM142 244H141V245H142ZM148 244H149V242H148ZM177 244H178V242H177ZM179 244H180V243H179ZM181 244H182V243H181ZM105 245H106V244H105ZM110 245H111V244H110ZM119 246H120V245H119ZM121 246H122L123 248H125V246H123L122 244H121ZM149 246H150V245H149ZM179 246H180V245H179ZM182 246H184V245H182ZM182 246H180V250H181V247H182ZM130 247H129V248H130ZM139 247H140V246H139ZM139 247H138V248H139ZM173 247H174V245H173ZM175 247H176V249H177L176 244H175ZM233 247H232V248H233ZM132 248H131V249H132ZM142 248H143V247H142ZM145 248H147V247H145ZM169 248H170V249H169ZM184 248H185V247H184ZM232 248H231V249H232ZM109 249H110V248H109ZM139 249H141V248H139ZM172 249H175V248H172ZM176 249H175V250H176ZM135 250H136L137 252L139 251L138 249H135ZM145 250L147 251V249H145ZM145 250H144V251H145ZM175 250H174V251H175ZM182 250H185V249H182ZM128 251H129V250H128ZM132 251H133V250H132ZM172 251H173V250H172ZM176 251H178V250H176ZM129 252H130V251H129ZM129 252H127V251L121 252V254L118 256V257L121 258L120 260L123 261L124 264H125V262H129V263H130V261H133V259H134L133 256H130L131 254H130ZM142 252H143V251H142ZM142 252H141L140 255H143ZM228 252H229V251H228ZM231 252H232V251H231ZM111 253H112V252H111ZM170 253H171V255L167 254V255H169L170 257H172L173 254H174L173 256H176V254L178 255V252H177V253H176V252H173V253L170 252ZM175 253H176V254H175ZM185 253H187V250H186ZM188 253H189V252H188ZM227 254H228V253H227ZM136 255H137V254H135V256H136ZM163 255H164V256H163ZM182 255H184V254H182ZM185 255H186V254H185ZM229 255H231V254H229ZM115 256H116V257H113V255H112L113 258H117V255H115ZM144 256H145V254H144ZM146 256H145V257H146ZM169 256H168V257H169ZM110 257H111V256H110ZM145 257L141 256L140 258H142V259H141L142 261H140V262L143 263V258L145 259ZM168 257H167V259H168ZM176 257H177V256H176ZM176 257H175V258H176ZM178 257L180 258V256H178ZM178 257H177V258H178ZM184 257H186V256H184ZM188 257H190V255H189ZM188 257H187V258H188ZM230 258H229V259H230ZM110 259H111V258H110ZM110 259H109V260H110ZM148 259H147V260H148ZM188 259H189V258H188ZM190 259H191V258H190ZM105 260H106V259H105ZM138 260H140V259H136V261H138ZM145 260H146V259H145ZM165 260H166V259H165ZM165 260H163V261H165ZM180 260H181V259H179V261H180ZM183 260H184V259H183ZM185 260H186V259H185ZM185 260H184V261H185ZM136 261H135V262H136ZM179 261L177 260V262H179ZM189 261L191 262V260H189ZM82 262H83V261H82ZM113 262H114V261H113ZM145 262H146V261H145ZM145 262H144V263H145ZM175 262H176V261H175ZM175 262H174V263H175ZM180 262H181V261H180ZM180 262H179V264H180ZM190 262H189V264H190ZM133 263H134V262H133ZM181 263H182V264H183V263L185 264V262H183V261H182ZM192 263H193V261H192ZM88 264H89V263H88ZM146 264H147V262H146ZM161 264H162V263H161ZM166 264H169V262L166 263ZM171 264H172V263H171ZM176 264H177V263H176ZM186 264H187V262H186Z\"/></svg>", "mask_w": 264, "mask_h": 264}]
</instances>
